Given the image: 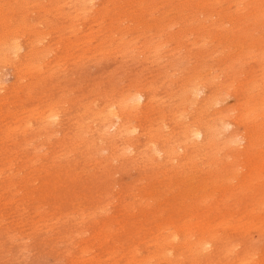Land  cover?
Wrapping results in <instances>:
<instances>
[{"label":"rangeland","instance_id":"374dc122","mask_svg":"<svg viewBox=\"0 0 264 264\" xmlns=\"http://www.w3.org/2000/svg\"><path fill=\"white\" fill-rule=\"evenodd\" d=\"M24 1L27 2L28 0H24ZM24 1L21 0V2H20V0H18V3L20 5L19 6L18 3H17V5H14L17 2L16 0H14L15 3L12 2V0H0V16H2L4 14L2 17H0V21H1V19H2L3 23H4V21H6L4 24L2 23V21L0 22V25L5 27V28H3L2 26H0V28H1L0 31L2 32V33L1 32L0 33L3 34L9 28V30L6 31L7 34H5L6 32L4 33L5 35L0 34L2 36V37L0 36L1 37L0 41L7 38L5 43H3L4 46H2L0 44V49L5 47L4 48L5 50H3V49L0 50L1 51L0 57L2 56V54L5 55V56L3 55L2 58H0L1 59L0 61H2V62H0V70L2 69V71H0L1 72L0 73V84L2 85V86L0 85V88L2 87L0 90V93H1L0 94V101H2V102H0V106H1L0 107V124H1L0 125V203L2 202L0 204V264H64V263L65 264H98V263L99 264H107V263L109 264L110 261H111L110 264H113V263L114 264H134V261L135 262L140 261V260L143 261V259L145 261V262H143V264H153V263L154 264H190V263L191 264H204L205 262H206L205 264H207V263L208 264H221V263H223V264H235V263L236 264H242L241 263L242 260H240V259H243V264L244 263L245 264H248V263L251 264L249 261H251V262L254 261L255 264H258V263L264 264V260H263L264 259V236H263L264 235V232H263L264 231V220H261V219H263L262 216L264 217V209L263 208L261 209V207H260L262 205H263L262 207H264V201H263L264 200V130H263L264 129V117H263L264 112H262V111H264V105H263L264 104V95H263L264 94V92H263L264 91V67H263V65H264V4H262V3H264L263 2L264 0H252V1L251 0H245V2L243 0H233V1L232 0H230V1L229 0H213L214 2L212 0H210V3H209V0L208 1L203 0V4H202L201 0L200 1L199 0H197V1L190 0L193 2L192 3L193 6L191 5V2L188 0H183V2H182L183 5H182L181 1L173 0L175 3L178 2L179 5L177 3L175 4L178 8L175 7L174 2L172 0H170V2H169V0H161V1L160 0H149V1L145 0L146 2L144 0H142L144 2V4H143V2H141V0H138L140 2H138L136 0L139 5L137 3H135L136 2L135 0H133V3H132V0L131 1L128 0V2H126L127 0L126 1L125 0H117L116 2H115V0H112V1L109 0L110 3L108 0H95V1L94 0H83V1H81V0L80 1L79 0H67L70 2H67L66 0H50V1L49 0H43V1L41 0L42 4H40V0L39 1L38 0H34V1L32 0L31 1L30 0V1H28L29 3L31 2L30 4H28V2L26 4V2H24ZM61 1H62V4L64 3V5H61V8H60ZM85 1H86V3H85ZM238 1L242 2V3L240 2V6H239ZM22 2H23V5H22ZM46 2H48V3L45 4ZM52 2H54V3H52ZM89 2L91 3L90 7L87 6V4L90 5ZM106 2H108V3H106ZM111 2H113V3H111ZM148 2H149V4H148ZM154 2L157 6L154 5ZM186 2H187V4L189 2V4L187 6H186ZM197 2H199V3H197ZM206 2H208L209 4ZM9 3H11V4H9ZM12 3H14V4H12ZM66 3H68V4L70 3L71 6H70V4H69V6H68V4L65 5ZM79 3L81 5H79ZM127 3H130V4H127ZM141 3L143 4L142 7H140ZM161 3L163 4V6L161 5ZM165 3L167 5H165ZM170 3H172L174 7ZM194 3L195 4L197 3L196 4L197 7L195 6ZM8 4H9V7L12 6V9L14 8L13 9L14 11L11 8L8 10V8H9L7 6ZM33 4H34V7L32 6ZM55 4H56V7L54 8ZM146 4H148V6H146ZM198 4L199 5L202 4L201 6L203 7V9H202L203 12H201V7ZM204 4H205L206 8L203 6ZM249 4H250V7H249ZM24 5H26V6H24ZM130 5L131 6L136 5V7L134 6L135 8L133 7L134 14H132V10H131L132 7ZM158 5H160L162 7H158ZM180 5H182V6H180ZM227 5L229 6V8ZM237 5L239 6V8ZM23 6H24V8H23ZM41 6H42V8H39ZM47 6H49V7L47 8ZM57 6L59 8H57ZM80 6L82 7V9H84V11L81 9ZM126 6H128V7L130 6V7L127 8ZM137 6H139V8ZM166 6H167V8H169V10L172 11V12H170V14H169V10H167ZM257 6H259V7H257ZM16 7H17L18 11L20 9L21 10L18 12L17 10H15ZM25 7H26L27 11H26ZM74 7L76 9L79 7L78 9H81V10L77 11ZM94 7H95V9H94ZM96 7H97V10H96ZM99 7H102L103 9L100 8L98 10ZM155 7H156V9H153ZM187 7H188V9H186ZM28 8H30V9H28ZM70 8H72V11ZM123 8H125V10ZM157 8H159L158 11H157ZM181 8H182V10H181ZM192 8H194V9L191 10ZM204 8H205V10H204ZM234 8L236 10L237 9L238 10L236 11ZM246 8H248V9H246ZM249 8H251L250 10H251L252 14H251ZM22 9H25V11L24 10L22 11ZM33 9H34V11L30 12ZM45 9L46 10L48 9L47 10L48 13L46 15H45V13H46ZM54 9L55 10L58 9V10L55 11ZM60 9H62V10H60ZM139 9L143 12H140ZM147 9L151 10V13H148ZM183 9H185V10H183ZM226 9L228 10L227 12L225 11ZM28 10H29V13H28ZM37 10L39 12H36ZM40 10H42V11H40ZM53 10H54V12H53ZM92 10H93V13H92ZM95 10H96V12H95ZM121 10L122 11L124 10V11L120 12ZM126 10H128V11L131 10V11H129L127 13ZM153 10H155V11H153ZM180 10L184 11V12H186L188 10L186 12L188 14L185 13L186 15H184V12H181ZM231 10H233V11H231ZM7 11L11 14H7ZM12 11L14 14L12 13ZM21 11H22V13L25 12V14L23 13L25 16H23V14L21 15ZM67 11L71 12V13L66 14ZM74 11L75 12L77 11L79 13L77 14V12H76V14H75ZM115 11H117V12H115ZM179 11L182 13V18H181V13ZM15 12H17L18 14ZM80 12L84 15H81ZM103 12H105V14ZM124 12L126 14H124ZM136 12L137 13L139 12V13L137 14ZM158 12H159V16H161L162 18L158 16ZM166 12L168 13L169 16L167 15L166 17L165 16L163 17V15L166 14ZM237 12H239V13L236 14ZM248 12H250V13H248ZM36 13H38V14H36ZM39 13H41L40 16H39ZM87 13H90V14H88V17H87ZM97 13H99V16H101V15L102 16L99 17L97 15ZM227 13H229V15ZM72 14H74V15H72ZM128 14L130 15V19H128V20L130 22H133V24L127 20V18L129 17ZM161 14H163V15H161ZM9 15H11V16L9 17ZM44 15H45L46 19L48 18V16H49V18L50 17L51 18L49 20L47 19V21H46L45 17H42ZM70 15H72L71 17L73 19H70L71 18ZM76 15H80V17L82 19L79 16H77V18H75ZM119 15H122L123 17H120ZM4 16H7L6 19H4L5 18ZM53 16H54V18H53ZM67 16H68L69 20H68ZM73 16H75V17H73ZM133 16L135 17L134 19H133ZM141 16H143V18ZM188 16H190L189 21H187ZM12 17L14 19H16L15 22L13 21L14 19ZM18 17H19V20L17 21ZM64 17H66L67 19H65ZM112 17L113 18L116 17L117 19L116 18L112 19ZM146 17H148V18H146ZM149 17H150V19H149ZM167 17H169L170 20H168L169 18H167ZM62 18H64L63 21H61ZM109 18L112 19V21H114V23H111L112 21L110 22ZM125 18H126V20H124ZM131 18H132V20H131ZM163 18L164 19L166 18V20L164 21ZM220 18H221V21L219 22ZM20 19H22V20H20ZM37 19H38V21H37ZM75 19H77L78 22L75 21ZM79 19H81V20H79ZM106 20L109 22V24L106 22ZM118 20H121V21H118ZM142 20H143V22H141ZM162 20L164 21V23ZM235 20H236V22H235ZM7 21L10 23H8ZM20 21L22 23L25 22V27H23L24 23L22 26V23ZM35 21H36V23H35ZM45 21H46V23H44ZM69 21H71L70 24H69ZM97 21H99V22L97 23ZM122 21L123 22L125 21V22L123 23ZM80 22H83V23H81L83 26L79 24ZM119 22H120V24H119ZM144 22L151 23V24H149V26L150 25L151 26L149 28L145 27V26H148V24H146ZM171 22L173 24H171ZM181 22H184V23H181ZM12 23H13V25H12ZM15 23L17 25H15ZM31 23H32V25H30ZM41 23H42V26H41ZM72 23H73V26H72ZM74 23H75V25H74ZM90 23H92V24H90ZM99 23L101 25H99ZM105 23H106V25H105ZM116 23H118L117 24L118 26H115ZM139 23H141V24H139ZM8 24L10 27L8 26ZM10 24L12 25V27L15 26V28L14 27L12 28ZM43 24L44 25L47 24V25L44 26ZM77 24L82 26V27H80V26L78 27ZM163 24H165L166 26H164ZM167 24L168 25L171 24V25H169L170 27L167 26ZM20 25L22 26V28ZM64 25L66 26V28L64 27ZM95 25H99V26H97V28H99V29H97ZM102 25L105 27V29L103 28ZM132 25L133 26L136 25V27H137L136 30L138 29L137 32L135 31V28ZM36 26H38V27H36ZM88 26H89V28H88ZM90 26H92V27H90ZM113 26H115V28ZM153 26H155V27H153ZM162 26L164 28L165 27L166 28L168 27V28L164 29ZM26 27H27V30H26ZM43 27L46 28L45 29L46 31L44 30ZM73 27H76V28H73ZM111 27H113V29L115 31L111 30L112 29ZM128 27H129V29H128ZM131 27H132V30L130 29ZM184 27H186V28H184ZM10 28L12 29V31L10 30ZM17 28H19V29L17 30ZM36 28H38V29H36ZM39 28H41L42 31ZM54 28L56 29L55 32L52 30ZM77 28H79V29H77ZM150 28H152L153 32H150L151 31ZM13 29L16 31H14ZM75 29H77V30L74 31ZM86 29L90 30L91 33L88 32ZM100 29L101 30L104 29V30H102L103 33L101 32ZM201 29H202V31H201ZM23 30L25 33L23 32ZM70 30H72V31H70ZM109 30H111L112 32H110ZM64 31H66V32H64ZM73 31H74V33H73ZM81 31L84 32L85 34L82 33ZM86 31L89 34H91V36H89V34ZM95 31L97 32L96 35H95V33H96ZM107 31H109V32H107ZM148 31L151 34L148 35V33H149ZM182 31L185 33H183ZM203 31L206 32V35H205V32L203 33ZM17 32H18V36L16 35ZM40 32H42V33H40ZM49 32H51V33H49ZM134 32L136 34H134ZM140 32H141V34H139ZM146 32H147V34H146ZM199 32L202 34H200ZM10 33H12V34H10ZM13 33H15V34H13ZM26 33H28V34H26ZM92 33L96 37L93 36ZM107 33H110V34H108V36H110V37L107 36ZM73 34H75V35H73ZM133 34L135 35L134 37H133ZM198 34H199V36H198ZM227 34H228V36H226ZM45 35H47V37H45ZM76 35H79V36H76ZM97 35H99V36L97 37ZM104 35H105V38H104ZM145 35H148V36H146L147 41H148V39L149 40L151 39L152 41L150 40V41H148V43H146L147 41H146ZM150 35H152V36H150ZM154 35H156V36H154ZM200 35H203V37L201 38ZM15 36H17L18 38ZM43 36H44V38H43ZM92 36L94 38H96V40L97 39L98 40L93 41L94 38ZM111 36L112 37L115 36L116 38L114 37L115 39L113 38V40H112ZM130 36H131V38H130ZM174 36L175 37L177 36V37L175 38ZM59 37L60 38L62 37V38L60 39ZM183 37H184V39H182ZM236 37H238V38H236ZM11 38H14V39H11ZM38 38H39V42H38ZM76 38L78 39L79 43L76 41L77 40ZM80 38L82 40L85 39L84 40L85 43ZM88 38L92 41H90ZM180 38H181V40H180ZM56 39H57V41H56ZM58 39H60V40H58ZM69 39L72 41H70ZM119 39L120 40L122 39L121 42H119ZM132 39L134 40L133 42H132ZM87 40H88V43H87ZM239 40H240V42H238ZM40 41H42V42H40ZM123 41L124 42L126 41V42L123 43ZM180 41H182V42L180 43ZM50 42H52V43H50ZM69 42H70V44H69ZM98 42L101 44H98ZM106 42L108 43L109 46L107 45ZM167 42L168 43L171 42V43L167 44ZM221 42H222V44H221ZM224 42L225 43L228 42V43L225 44ZM6 43H7V45L10 43L12 45L18 44L19 46H21L22 49H19L16 52L17 54H15V52H12L11 49L7 48ZM41 43H42V46H41ZM65 43H66V45H65ZM90 43H92V44H90ZM95 43H97V44H95ZM114 43H115V46H114ZM118 43H120V44H118ZM127 43H130V45H128ZM154 43H155V45L156 44L157 45L155 46ZM158 43H159V46H158ZM72 44L74 46L78 47L79 49L74 47ZM76 44H78V46ZM103 44L105 45V47L107 49L105 47L99 48V45L104 46ZM175 44H177L178 46ZM179 44L181 46H179ZM84 45H86V46H84ZM89 45H90V47H89ZM120 45L121 46L123 45L124 48L120 47ZM131 45H133V47H131ZM151 45H152V47H151ZM153 45L156 47V49H155V47H153ZM164 45H165V47H164ZM173 45H175V49H173L174 48ZM235 45H237V46H235ZM257 45H259V47ZM50 46L54 50H51ZM54 46H56V47H54ZM72 46H73V48H75V50L72 48ZM92 46H93V48H91ZM141 46L148 48V49H146V50L144 48L141 49ZM45 47H47V48H45ZM128 47L130 48L128 50L129 52L127 51ZM176 47H178V49H180V50L176 49ZM179 47H181V48H179ZM182 47H184L183 51H184V53H186V56H185V54L184 55L182 54L183 53V51H181ZM222 47H224V48H222ZM225 47H227V48H225ZM70 48L72 49V51ZM110 48H111V52L109 51ZM113 48H114V50H113ZM131 48H133V49H131ZM157 48H159L160 50L159 49L157 50ZM220 48L222 49V51L220 50ZM90 49H93V51L95 53L92 52V50H90ZM98 49H99V51H98ZM101 49L103 52H100ZM150 49L151 50L155 49L156 51H153V50L151 51ZM185 49L188 51H185ZM105 50L106 51L108 50V51L106 53H104ZM123 50H124V52H123ZM125 50L128 52L129 55L126 53ZM170 50H172L173 52H171ZM224 50L225 51L230 50V51L225 52ZM261 50H263V51H261ZM96 51L98 53H96ZM141 51H143V52L141 53ZM148 51H150V52H148ZM8 52H10V53H8ZM21 52L23 53V56H22ZM82 52H84V53H82ZM85 52H88V53H85ZM152 52H154L155 54ZM166 52H167V54H166ZM170 52L173 53L172 58H171ZM204 52L205 53L208 52L210 56L208 55V53L205 55ZM220 52H222V53H220ZM40 53H41V55H40ZM48 53H51V54H48ZM118 53H119V55H121V57L118 55ZM158 53H161V54H158ZM217 53L222 54V55L219 56V54H217ZM71 54H73V55H71ZM96 54L97 55L99 54L100 56H97ZM150 54H152V55H150ZM227 54H229V55H227ZM13 55L16 59H14ZM27 55H28V58H27ZM29 55H30V57H29ZM107 55H108V57H107ZM115 55H116V57H115ZM160 55H162V58ZM202 55H204V56H202ZM247 55H248V57H247ZM261 55H262V58H261ZM6 56L8 59L6 58ZM68 56H70V57H68ZM182 56H183V58L185 56L184 59L186 62H184V59L181 58ZM241 56H244V58ZM253 56H254V58H253ZM258 56H260V59ZM17 57H19V58L17 59ZM64 57H65V59H64ZM72 57H73V59H72ZM76 57H77V60H75ZM87 57H89L88 60H87ZM127 57L129 60L127 59ZM206 57H207V59H206ZM220 57H222V58H220ZM228 57H229V59H225ZM3 58L4 59L6 58L5 59L6 64H5V62H3L4 61ZM12 58H13V60H12ZM152 58H153V60H152ZM250 58H252L253 60H255V58H256V60L253 61ZM119 59H120V61H119ZM124 59H126L125 60L126 63H125ZM141 59H142V61H141ZM148 59L151 60L152 62L147 61ZM244 59L247 61V63H245L246 61ZM249 59H250V61H249ZM73 60H75V61L73 62ZM79 60L80 61L83 60V61L80 62ZM158 60H162V61L159 62ZM180 60H183V61H180ZM218 60H220V61H218ZM229 60H231V61H229ZM233 60H235V61H233ZM238 60H239V62H238ZM154 61H157V62H154ZM177 61H178V63H177ZM200 61H203V62L201 63ZM232 61H233V63H232ZM11 62H12V64H10ZM21 62H23V63H21ZM260 62H261V64H260ZM46 63H49V64H46ZM51 63H52L53 68H50ZM72 63H74L76 66L74 64L72 65ZM197 63H199V64H197ZM9 64H10V66H8ZM17 64H19L18 67H17ZM53 64L56 65V67L53 66ZM173 64L175 65L174 66L175 69L173 68L174 70H172ZM186 64L188 67L186 66ZM224 64L226 67L223 66ZM1 65H2V67L3 66L4 67L1 68ZM29 65L35 71H32V69ZM202 65L203 66L205 65L204 69H202L203 68ZM63 66L65 69L63 68ZM78 66H79V68H78ZM209 66L211 67L212 70L210 69ZM26 67H29V69ZM58 67H59V70H58ZM159 67H160V69H159ZM181 67L183 69H181ZM17 68L19 70H16ZM196 68H197V70H196ZM208 68L210 70H208ZM217 68H219V69L217 70ZM227 68H228V70H227ZM21 69L23 70V72ZM52 69H53V71H52ZM73 69H75V70H73ZM135 69H137V70H135ZM186 69L188 71H186ZM190 69L192 72L193 71L194 72L192 73L190 71ZM224 69H226L227 71ZM60 70H61V72H60ZM141 70H143V71H141ZM183 70H184V73H180ZM207 70L210 71L211 73L208 72V74H207ZM213 70H215V71L213 72ZM69 71H71V72H69ZM134 71H136V72H134ZM167 71H170V72L172 71L171 72L172 74H170V72H167ZM175 71L176 72L178 71V72L176 73ZM42 72H43V74H42ZM67 72H69V73H67ZM218 72H221V74L219 73L220 74L219 75ZM133 73H135V74H133ZM155 73H156V75H155ZM167 73L170 75V77ZM174 73H175V75H178L179 77L173 75ZM201 73H202V75H201ZM223 73H224V75L226 74L225 77L223 76ZM182 74H184V75H182ZM209 74H211V75L215 74V76H217V77L216 78L214 76L212 77ZM234 74L236 75V77ZM26 75H27V77H26ZM35 75H37V76H35ZM165 75L168 77H166ZM227 75H231L232 77L227 76ZM258 75H260V77ZM136 76L138 79L136 78ZM158 76H160V77H158ZM161 76H162V78H161ZM255 76H257V77H255ZM176 77H178V78H176ZM192 77H194V78H192ZM200 77H201V79H200ZM244 77H245V79H244ZM254 77H255L256 81L253 79ZM166 78H167V80H166ZM168 78H169V81H168ZM210 78H213V80H211ZM217 78H218V80H217ZM232 78H234V79H232ZM170 79H171V81H170ZM219 79H220V81H219ZM228 79H230V81ZM248 79H250L249 80L250 83L245 82V81H248ZM19 80L20 81L25 80V81L24 82L22 81L20 83ZM41 80H43V81H41ZM136 80H137V82H136ZM209 80H211L212 82H210ZM234 80H235V82H234ZM153 81H155V83ZM181 81H183V83H181ZM195 81L197 83V88H195L196 87ZM203 81H205V82H203ZM131 82H133V83L131 84ZM222 82H224V83H222ZM227 82H229V83L232 82V85H230L231 83L227 84ZM254 82H256L257 84H255ZM14 83L15 84L17 83V84L15 85ZM151 83L153 84V86ZM164 83H165V85H164ZM212 83L215 85H213ZM234 83H235L236 87L234 86ZM251 83H254L255 85L253 86V84H251ZM176 84L177 85L179 84L178 87ZM183 84L184 85L186 84L185 87ZM189 84H191V85H189ZM200 84H202V85H200ZM210 84H211V86H210ZM223 84H224V86L226 85L224 88L227 87L228 90H227V88L226 89H223V87L221 88V85L223 86ZM187 85H189V86H187ZM192 85H194L192 88H195L197 93L194 89L191 88ZM256 85H258V86H256ZM29 86H30V89H29ZM107 86H109V87H107ZM167 86H168V88H167ZM230 86L235 91L234 90L231 91ZM44 87H46V88H44ZM188 87H190V88H188ZM249 87L252 90H249L250 89ZM14 88H15V90H14ZM89 88H91L90 91H89ZM140 88H141V90H140ZM155 88H156V90H155ZM220 88H221V90H220ZM239 88L241 90H238ZM256 88H258V89L260 88V89L258 90ZM163 89L165 91H162ZM184 89H186V90L184 91ZM13 90H14V92L16 91V93H15L16 97L13 95L14 94ZM179 90L182 94L179 92ZM187 90L190 92L187 93L188 92ZM4 91H6V92H4ZM21 91H24V92H21ZM120 91H122V92H120ZM214 91H217V92H214ZM137 92H140V93L142 92L141 93L142 98L140 99V101L135 103V101L133 100L134 98H132V97ZM212 92H213V94H212ZM8 93H11V95L13 97L10 96ZM183 93L184 94L187 93V95H184ZM190 93L191 94L193 93L192 96H189ZM199 93H201V94H199ZM251 93H253V96ZM261 93H263V94H261ZM3 94H4V96H3ZM31 94L34 96H32ZM94 94H95V96H94ZM209 94L211 95L210 97H209ZM256 94H258V95H256ZM17 95H18V97H17ZM212 95H214L216 97H212ZM249 95H251V96H249ZM25 96H28V97H25ZM245 96H247V97H245ZM33 97H35V98H33ZM49 97H50V99H48ZM72 97H74V98H72ZM80 97H82V98H80ZM162 97H163V99H162ZM183 97H185V98H183ZM249 97H251V99H254V101H252ZM252 97H254V98H252ZM260 97H262V98H260ZM16 98L17 99L19 98V99L17 100ZM31 98H32V100L30 101ZM186 98H188V99H186ZM189 98L192 99V100L190 99V101H189L190 104H192V105H189V102H188ZM216 98H218L219 100L217 99L218 101H216ZM221 98L222 99L224 98V99L221 101ZM244 98L246 100H248V102L245 101ZM257 98L259 100H261V99L262 100L259 101ZM114 99H115V101H114ZM158 99H162L163 102L161 100L158 101ZM194 99H196V100H194ZM11 100H12V102H11ZM15 100H16V102H14ZM106 100L109 102H107ZM23 101H26V102L24 103ZM131 101H133L134 103ZM154 101H156V103ZM180 101H182V103H184V104H181ZM202 101H205V102H202ZM250 101H252L253 103H251ZM255 101L257 103H260V102L261 103L257 104ZM55 102H57V103H55ZM164 102H165V104H164ZM236 102H238V103H236ZM35 103H37V104L35 105ZM74 103H76V104H74ZM247 103H249V106L247 105ZM17 104L20 106L22 105V106L21 107L17 106ZM173 104H175V105L173 106ZM214 104H217V105L213 106ZM237 104H238V106H237ZM256 104L258 106H260L261 108L258 107ZM39 105H41V106H39ZM176 105H181V106H176ZM182 105L183 106L185 105L187 108L189 107L190 109L188 108V110H186L187 108L185 106L183 107ZM197 105H198V107H200L199 110H198V107H196ZM4 106H5V108H3ZM110 106L112 108L113 107L114 108L111 109ZM116 106H118V107H116ZM120 106H121V108H120ZM205 106L208 107V109L207 108L205 109ZM246 106H247V108H246ZM181 107H182V109H181ZM214 107L217 109H215ZM241 107H242V109H240ZM253 107L254 108L257 107V109L255 110V109H253ZM15 108H17V109H15ZM47 108H49V109H47ZM54 108H56L57 110L56 109L54 110ZM66 108L67 109L69 108V109L67 110ZM130 108H132V109H130ZM176 108H178V109H176ZM229 108H230V110H228ZM251 108L253 110H251ZM258 108L261 111L258 110ZM38 109H39V111H37ZM2 110L4 112H2ZM40 110H42V111H40ZM47 110H49V111H47ZM179 110L181 111V113ZM193 110H195V111H193ZM200 110H202V111H200ZM225 110H227L229 112H227V111L225 112ZM246 110H248V111H246ZM75 111H77V112H75ZM183 111H184V113L182 115ZM250 111H252V112L255 111L254 113L256 115ZM256 111H258V112H256ZM19 112H21V113L19 114ZM39 112H41L40 113L41 116L37 114ZM133 112H134V114H133ZM142 112L144 114H142ZM178 112H179V114L175 115V113H178ZM3 113H4V115H3ZM6 113L8 115H6ZM50 113H52V114H50ZM115 113L117 116L114 115ZM244 113H247L245 116L248 115V117H244ZM188 114H191V115H188ZM220 114L222 116L216 117V115L219 116ZM99 115H100V117H99ZM108 115H110V116H108ZM120 115H121V117H120ZM179 115H181L183 118L180 117ZM242 115H243V118L241 117ZM257 115H259V117ZM11 116H12V118H11ZM177 116H179L178 117L179 119L177 118ZM234 116H236V118ZM252 116H253V118H252ZM52 117H54V118H52ZM168 117L170 120L168 119ZM184 117H185V119H184ZM192 117L194 119H192ZM205 117H209V118H205ZM48 118L54 119L53 120L54 122L50 119L48 120ZM117 118L119 120L121 119L120 121L119 120L118 121L120 122V124H123L121 127V130L118 133H116L114 131L115 126L117 125V123H119L117 121ZM176 118L178 120H176ZM240 118L242 121L240 120ZM249 118H252L253 122H251L252 119H249ZM8 119H12V120H8ZM18 119H19V121H18ZM44 119L48 123H46ZM197 119H198V121H197ZM206 119H209V120H206ZM261 119H263V121ZM86 120H89V121H86ZM143 121H145V122H143ZM238 121H239L240 125L238 123H236ZM259 121L261 122L260 124H259ZM103 122L105 123V125ZM115 122H117V123H115ZM88 123H90V124H88ZM219 123H220V125H219ZM221 123H222V126H221ZM224 123H225L224 126H226L227 123L228 124L230 123L229 125L227 124L228 128L227 127H226V129H225V127L223 128ZM252 123H253V125H252ZM7 124L9 126V128L11 125L15 126L17 128L15 129V127L11 126V128L9 129ZM50 124H52V125H50ZM86 124H88V125H86ZM107 124H108V126H107ZM163 124L168 129H166ZM254 124H257V125H254ZM246 125H248V126H246ZM21 126L23 127L24 131L21 129ZM140 126H142V127H140ZM194 126L201 129V130H204V133H205L204 137H202L200 139L197 138L198 142H197V140H195L196 137H194L193 135L188 133L189 128H192ZM24 127H26V128H24ZM30 127H32V128H30ZM111 127H113V128H111ZM127 127H128V129H127ZM85 128H87V129L85 130ZM103 128H105V129H103ZM132 128H134V129H132ZM210 128H211V130H210ZM109 129H111V131ZM119 129H120V127H119ZM227 129H229V130H227ZM252 129H254V130H252ZM130 130H132V131H130ZM99 132L100 133L102 132L101 134L104 136H102ZM105 132H106V134H105ZM55 133H57V134H55ZM82 133H83V135H82ZM16 135H18V136H16ZM52 135H53V137H52ZM78 135L80 138L78 137ZM84 135L86 136V138H84L85 137ZM141 135H142V137H141ZM179 135L181 138L179 137ZM218 135L221 137L219 138ZM1 136H2V138H1ZM113 136H114V139H113ZM137 136H138V138H137ZM184 137L186 140H184ZM190 137H192V138H190ZM236 137L239 138L240 140L236 139ZM81 138L82 139L84 138L85 140H82ZM241 138H243V139H241ZM110 140H112V141H110ZM131 140H133V141H131ZM170 141H172V142H170ZM234 142H238V143H234ZM239 142H241V143H239ZM89 143H91L90 148H89V146H90ZM109 143L112 145L113 148L111 147V145H109ZM148 143H149V145H148ZM176 143L178 144V146ZM214 143H216V144H214ZM232 143H234V144H232ZM18 144H20V145H18ZM167 144H170V145H167ZM107 145H109V146H107ZM9 147H11V148H9ZM38 147L39 148L41 147L40 152H39ZM101 147L102 148L104 147V148L102 149ZM121 147L122 148L124 147V148L122 149ZM156 147L158 150L155 149ZM233 147H236V148L233 149ZM33 148H35V152L33 151L34 150ZM96 148H97V151H96ZM69 149H70V151H69ZM124 149L127 150L126 151L127 153L124 152L125 151ZM204 149H206V150H204ZM13 150L15 151V153ZM121 150L124 152V154L125 153L126 154L124 155ZM146 150H148V151H146ZM119 151H121V153ZM190 151H192V152H190ZM243 151L246 153H244ZM118 152H119V154H118ZM159 152H161V154H159ZM256 153H257V155H256ZM14 154H15V156H14ZM56 154H57V156H55ZM30 155H32V157H29ZM109 155H111V156H109ZM119 155H121V157ZM183 155H184V157H183ZM86 156L88 157V159ZM113 156H114V158H113ZM101 157H102V160H101ZM201 157H202V159H201ZM252 157H253V159H252ZM27 158H28V160H27ZM173 159H175V160H173ZM30 161L31 162L34 161L33 162L34 164L31 163ZM3 162L6 164L4 165ZM16 162H17V164H16ZM89 162H91V163L89 164ZM104 162L106 164H103ZM252 163H254V164H252ZM256 164L260 165V167H261L258 175L250 170V167L253 165H256ZM101 165H104V166H101ZM145 165H147V166L145 167ZM6 167H7V170L5 169ZM157 167H159V168H157ZM33 170H34V172H33ZM14 172H16V173H14ZM31 180H34V181L32 182ZM149 185H151V186H149ZM155 186H156V188H155ZM29 190H31V191H29ZM25 191H27V192L25 193ZM245 191H247V192H245ZM136 195H138V196H136ZM143 195H145V196L142 197ZM173 195H174V197H173ZM36 196H38V197H36ZM28 197H32V198H28ZM140 199L143 200L142 201L143 203L138 202V201H141ZM148 199H149V203L147 201ZM176 200H177V202H176ZM255 200L257 201V204H256ZM260 200H262V201H260ZM146 201H147V203H146ZM222 201H224V202L220 203ZM105 202H107L108 205ZM218 202H219V204H218ZM145 203H146V206H148V207H145ZM216 203H217V205H216ZM83 205H84V207H83ZM100 205H101V207H100ZM213 206H214V208H213ZM104 207H105V209H104ZM74 209H76V210H74ZM80 209H82V210L80 211ZM102 209H104V210H102ZM177 209L180 211H177ZM233 209H235V210L232 211ZM210 210H211V212H210ZM250 210H253V211L250 212ZM256 210H258L257 211L258 213H255ZM247 211H249V212H247ZM246 212H247V214H246ZM64 213H66V215ZM79 213L81 215H79ZM252 214H254V215H252ZM255 214L257 217H255ZM258 214L261 217L258 216ZM71 215L73 218L70 217ZM86 215L88 216L87 219H86V217H87ZM56 216H59L58 219ZM162 216H163V218H162ZM221 216H222V218H221ZM54 217L56 219H54ZM66 217H67V219H66ZM237 217L239 218V220ZM79 219L80 220L83 219V220L80 221ZM222 219H224V220H222ZM251 219H252V221H251ZM259 219L261 220V222ZM208 220H209V223H208ZM247 220L249 222H247ZM254 220H257V221L254 222ZM3 221H4V224H3ZM219 221H221V222L219 223ZM242 221H243V224L242 223L240 224V222H242ZM1 222L3 225L1 224ZM105 222H106V224H104ZM229 222H230V226L232 224V226L230 227L231 229L226 227V226H229ZM185 223H187V224H185ZM195 223H196V225H195ZM211 223L213 224V226H211ZM253 223L257 227L260 225L259 226L260 230H259V227L257 229L254 225H251ZM260 223H262V224H260ZM82 224H83V226H81ZM184 224L186 226H189L190 229L188 227H186ZM222 224H223V226H222ZM225 224H226V226H225ZM78 225H80V226H78ZM117 225H118V227H117ZM190 225H192V226H190ZM200 225H202V226H200ZM206 225L209 226L207 231H205L204 229L201 228V227L206 226ZM238 225H241V226H238ZM246 225H247V227H245ZM248 225H250V226H248ZM261 227H262V229H261ZM45 228H47V230ZM84 228H86V229H84ZM180 228H181V230H180ZM211 228H213V229H211ZM232 228H234V229L232 230ZM109 229H111V231H108ZM175 229H179V230H177L179 232L178 238L176 240H172L169 238L170 239V240L168 239L169 244H167L168 243L167 240L165 241L166 244H162L164 242H161V239H162L161 237L169 236V234L171 236V234L174 232ZM243 229H244V231H243ZM164 230L165 231L170 230L171 232L169 231L167 234L166 233L167 231L165 232ZM214 230H215V232H214ZM261 230H263V231H261ZM10 231H12V232H10ZM47 231H48V233H47ZM78 231H80V233H77L78 234L77 235L75 232H78ZM96 231H98V232H96ZM159 231H161V232H159ZM191 231L193 232L192 235L189 234ZM198 231H200L201 234H198ZM258 231H259V235H258ZM113 232H114V234H113ZM213 232H214V234H213ZM93 233H94V235H93ZM103 233H106V234H103ZM108 233H110V234H108ZM154 233H155V236H154ZM211 233H212V235H211ZM67 234H68V236H67ZM74 234H76L77 236ZM208 234L211 235L210 236L211 238H212V236H214L212 239H214L216 237L213 241L211 240L212 241L211 246L206 247V248H204V247L201 248L202 247L201 243H197V244H200V246L195 243V241H196V240H194L195 238H198L199 236L202 237V239L208 238L207 237ZM1 235H3V236H1ZM91 235H92V237H90ZM102 235H105L106 237H104ZM205 235H207V236H205ZM225 235H226V237H225ZM97 236H99L100 238H97ZM184 236L188 239H186ZM95 238H96V240L94 242L93 239H95ZM103 238L106 240H104ZM229 238H230V240H228ZM70 239L72 241H70ZM202 239H200V240H202ZM38 240H40V241H38ZM83 240H84V242H83ZM97 240H98V242H97ZM184 240L186 242H184ZM226 240H228V241H226ZM170 241L171 242L175 241V242L171 243ZM160 242H161V244H159ZM35 243H37V244H35ZM101 243H102V245H101ZM181 243H183V244H181ZM231 243L233 245H231ZM99 244H100V246H97ZM112 244H113V246H112ZM195 244L197 246H195ZM168 245H170V246H168ZM182 245H184V246H182ZM234 245H236V246H234ZM86 246H89V247H86ZM134 246H135V248H133ZM160 246H161V248H160ZM163 246H165V247H163ZM185 246H187V247L185 248ZM194 247H195V249H194ZM87 248H89L90 250ZM154 248H156V249H154ZM187 248H189L188 249L189 251L187 250ZM226 248L227 249L232 248V249H230V250L228 249V252L226 253V250H227ZM106 249L109 252H107ZM161 249L163 251H160ZM191 249H193V251ZM198 249H200V250H198ZM40 250H41V252H40ZM46 250H49V251H46ZM130 250H131V254H130ZM167 250H168V252H167ZM83 251L86 253L83 254ZM89 251H92V252H89ZM229 251H231V252L229 253ZM243 251H244V253H243ZM10 252H12V253H10ZM87 252H89V253L87 254ZM160 252H162L164 255L162 256L161 255L162 253L160 254ZM14 253H15V255H12ZM49 253L52 254V256ZM134 253H135V255H134ZM153 253H154V255H153ZM167 253L169 254L168 257L166 255ZM65 254H67V255H65ZM145 254H147L148 257L144 256ZM222 254H226V256L225 255L223 256ZM245 254H248L247 256H250L251 258L253 256V258L252 259L250 257L247 258V256ZM89 255H90V257H92L91 259L88 257ZM108 255H110L111 257ZM127 255L131 256V259ZM178 255H179V257H178ZM72 256H74V257H72ZM98 256H99V258H96L98 260V263H96L95 257H98ZM132 256H134V257H132ZM143 256H144V258H143ZM149 256H154L153 258L151 257V261H149L150 260ZM172 256H173V258H172ZM86 257L88 258V260ZM106 257H109V258L107 259ZM118 257H119V259H117ZM161 257H163V258L161 259ZM237 257L239 259H237ZM80 258H81V261H80ZM93 258L95 259V261ZM101 258H102V260L105 258L106 259L102 261ZM133 258L135 259L134 261L132 260ZM148 258H149V260H148ZM175 258H176V260H174ZM249 258H250V260H249ZM115 259H117V260H115ZM167 259H169V261H167ZM125 260L127 262H125ZM238 260H240V261H238ZM176 261H177V263H176ZM207 261H209V262H207ZM237 261L239 263H237ZM244 261H246L247 263Z\"/></svg>","mask_w":264,"mask_h":264},{"label":"bare ground","instance_id":"6f19581e","mask_svg":"<svg viewBox=\"0 0 264 264\" xmlns=\"http://www.w3.org/2000/svg\"><path fill=\"white\" fill-rule=\"evenodd\" d=\"M16 1H17V2L15 3L14 0H12V2L15 3V4H14V3H12V4L17 5L18 0H16ZM22 1H24V0H22ZM28 1H30V0H28ZM28 1H27V2H28ZM31 1H32V0H31ZM33 1H34V0H33ZM38 1H39V0H38ZM42 1H43V0H42ZM49 1H50V0H49ZM66 1H67V0H66ZM79 1H80V0H79ZM79 1H78V2H79ZM81 1H83V0H81ZM94 1H95V0H94ZM108 1H109V0H108ZM110 1H112V0H110ZM110 1H109V3H110ZM116 1H117V0H115V2H116ZM125 1H126V0H125ZM129 1H131V0H129ZM135 1H136V0H135ZM135 1H134V2H135ZM137 1H138V0H137ZM137 1H136L135 3H137ZM144 1H145V0H144ZM148 1H149V0H148ZM160 1H161V0H160ZM160 1H159V2H160ZM172 1H173V0H172ZM177 1H178V0H177ZM179 1H181V3L183 2V0H179ZM188 1H190V0H188ZM193 1H194V0H193ZM195 1H197V0H195ZM199 1H200V0H199ZM201 1H202V4H203V0H201ZM205 1H206V0H205ZM207 1H208V0H207ZM212 1H213V0H212ZM212 1H211V2H212ZM229 1H230V0H229ZM232 1H233V0H232ZM243 1L245 2V0H243ZM251 1H252V0H251ZM8 2H9V1H8ZM10 2H11V1H10ZM20 2H21V0H20ZM24 2H26V1H24ZM27 2H26V4H27ZM67 2H70V1H67ZM71 2H72V1H71ZM78 2H77V3H78ZM92 2H93V1H92ZM104 2H105V1H104ZM126 2H128V0H127ZM138 2H140V1H138ZM141 2H143V1L141 0ZM145 2H146V1H145ZM150 2H151V1H150ZM166 2H167V1H166ZM169 2H170V0H169ZM173 2H174V1H173ZM173 2H172V3H173ZM184 2H185V1H184ZM190 2H191V5H192L193 2H192V1H190ZM213 2H214V1H213ZM213 2H212V3H213ZM225 2H226V1H225ZM238 2H239V1H238ZM240 2H241V1H240ZM240 2H239V6H240ZM248 2H249V1H248ZM263 2H264V1H263ZM30 3H31V2H30ZM30 3L28 2V4H30ZM47 3H48V2H46L45 4H47ZM52 3H54V2H52ZM55 3H56V2H55ZM57 3H58V2H57ZM74 3H75V2H74ZM77 3H76V4H77ZM85 3H86V1H85ZM89 3H90V2H89ZM106 3H108V2H106ZM111 3H113V2H111ZM132 3H133V0H132ZM132 3H131V4H132ZM156 3H157V2H156ZM167 3H168V2H167ZM172 3H170V4L173 6ZM176 3L178 4V2H176ZM176 3L174 2V5H175ZM197 3H199V2H197ZM197 3H196V4H197ZM200 3H201V2H200ZM206 3H208V2H206ZM209 3H210V0H209ZM209 3H208V4H209ZM231 3H232V2H231ZM236 3H237V2H236ZM241 3H242V2H241ZM261 3H262V2H261ZM9 4H11V3H9ZM9 4L7 5L8 7H9ZM24 4H25V3H24ZM40 4H42V3H41V0H40ZM45 4H44V5H45ZM58 4H59V3H58ZM58 4H57V5H58ZM67 4H68V3H66L65 5H67ZM69 4H70V3H69ZM69 4H68V6H69ZM82 4H83V3H82ZM127 4H130V3H127ZM137 4H138V3H137ZM143 4H144V2H143ZM143 4L141 3V6H140V7H142ZM148 4H149V2H148ZM148 4H146V6H148ZM170 4H169V5H170ZM188 4H189V2H188ZM188 4H187V2H186V6H187ZM194 4H195V3H194ZM196 4H195V6H196ZM202 4H200V5L198 4V5L201 7V12H203V10H202L203 7L201 6ZM226 4H227V3H226ZM233 4H234V3H233ZM262 4H264V3H262ZM18 5H19V3H18ZM22 5H23V2H22ZM22 5H21V6H22ZM53 5H54V4H53ZM61 5H64V3L62 4V1H61V4H60V8H61ZM73 5H74V4H73ZM79 5H81V4L79 3ZM79 5H78V6H79ZM92 5H93V4H92ZM94 5H95V4H94ZM138 5H139V4H138ZM154 5H156L155 2H154ZM161 5L163 6L162 3H161ZM165 5H167V4L165 3ZM178 5H179V4H178ZM182 5H183V3H182ZM182 5H180V6H182ZM184 5H185V4H184ZM228 5H229V4H228ZM228 5H227V6H228ZM258 5H259V4H258ZM19 6H20V5H19ZM24 6H26V5H24ZM24 6H23V8H24ZM32 6L34 7V4H33ZM38 6H39V5H38ZM42 6H43V5H42ZM42 6L39 7V8H42ZM70 6H71V4H70ZM76 6H77V5H76ZM76 6H75V7H76ZM82 6H83V5H82ZM85 6H86V5H85ZM87 6L90 7V6H91V3H90V5L87 4ZM130 6H131V5H130ZM130 6H129V7H130ZM134 6L136 7V5H134ZM134 6H131L132 9L130 8V9L132 10V14H134V12H133V7H134ZM149 6H150V5H149ZM152 6H153V5H152ZM156 6H157V5H156ZM162 6L158 5V7H162ZM172 6H171V7H172ZM192 6H193V5H192ZM195 6H194V7H195ZM203 6L205 7V4H204ZM209 6H210V5H209ZM229 6H230V5H229ZM229 6H228V8H229ZM234 6H235V5H234ZM237 6H238V5H237ZM239 6H238V8H239ZM241 6H242V5H241ZM27 7H28V6H27ZM36 7H37V6H36ZM48 7H49V6H47V8H48ZM55 7H56V4H55L54 8H55ZM75 7H74V8H75ZM80 7H81V6H80ZM126 7L129 8L128 6H126ZM135 7H134V8H135ZM137 7L139 8V6H137ZM173 7H174V6H173ZM175 7H177V6L175 5ZM196 7H197V6H196ZM235 7H236V6H235ZM249 7H250V4H249ZM257 7H259V6H257ZM10 8L12 9V6L9 7L8 10H9ZM52 8H53V7H52ZM57 8H59V7L57 6ZM67 8H68V7H67ZM78 8H79V7H78ZM78 8H77V9L75 8V9H76L77 11L82 9V7H81V9H78ZM100 8H102V7H99L98 10H99ZM166 8H167V6H166ZM177 8H178V7H177ZM184 8H185V7H184ZM190 8H191V7H190ZM205 8H206V7H205ZM205 8H204V10H205ZM252 8H253V7H252ZM13 9H14V8H13ZM13 9H12V10H13ZM25 9H26V7H25ZM25 9H22V11H23V10L25 11ZM28 9H30V8H28ZM43 9H44V8H43ZM70 9H71V11H72V8H70ZM94 9H95V7H94ZM102 9H103V8H102ZM123 9L125 10V8H123ZM150 9H151V8H150ZM153 9H156V7L153 8ZM158 9H159V8H157V11H158ZM170 9H171V8H170ZM172 9H173V8H172ZM186 9H188V7H187ZM193 9H194V8H192L191 10H193ZM195 9H196V8H195ZM198 9H199V8H198ZM234 9H235V8H234ZM243 9H244V8H243ZM246 9H248V8H246ZM250 9H251V8H249V10H250ZM15 10H17V7L15 8ZM20 10H21V9H20ZM20 10H19V11H20ZM47 10H48V9H47ZM47 10L45 9V11H46L45 15L48 13ZM54 10H55V9H54ZM54 10H53V12H54ZM56 10H58V9H56ZM56 10H55V11H56ZM60 10H62V9H60ZM82 10L84 11V9H82ZM96 10H97V7H96ZM96 10H95V12H96ZM118 10H119V9H118ZM124 10H123V11H124ZM131 10H129V11H131ZM147 10H148V9H147ZM151 10H152V9H151ZM151 10H148V13H151ZM167 10H169V8H167ZM177 10H178V9H177ZM181 10H182V8H181ZM181 10H180V11H181ZM183 10H185V9H183ZM235 10H236V9H235ZM237 10H238V9H237ZM237 10H236V11H237ZM13 11H14V10H13ZM13 11H12V13H13ZM17 11H18V10H17ZM19 11H18V12H19ZM22 11H21V15H22L23 13L25 14V12L22 13ZM26 11H27V9H26ZM33 11H34V9L31 10L30 12H33ZM40 11H42V10H40ZM51 11H52V10H51ZM65 11H66V10H65ZM77 11H76V12H77ZM105 11H106V10H105ZM123 11L121 10L120 12H123ZM126 11H127V13L129 12L128 10H126ZM139 11H140V12H143V11H141L140 9H139ZM149 11H150V12H149ZM153 11H155V10H153ZM180 11H179V12H180ZM187 11H188V10H187ZM187 11H186V12H187ZM197 11H198V10H197ZM225 11L227 12L228 10L226 9ZM231 11H233V10H231ZM10 12H11V11H10ZM36 12H39V11L37 10ZM58 12H59V11H58ZM74 12H75V11H74ZM74 12H73V13H74ZM76 12H75V14H76ZM81 12H82V11H81ZM81 12H80V14H81V15H84V14H82ZM98 12H99V11H98ZM115 12H117V11H115ZM170 12H172V11L169 10V14H170ZM181 12H184V11H181ZM181 12H180V13H181ZM186 12H184V15L188 14V13H186ZM191 12H192V11H191ZM229 12H230V11H229ZM250 12H251V10H250ZM250 12H248V13H250ZM258 12H259V11H258ZM15 13H17V12H15ZM28 13H29V10H28ZM63 13H64V12H63ZM63 13H62V14H63ZM65 13H66V12H65ZM69 13H71V12H68V11H67L66 14H69ZM78 13H79V12H77V14H78ZM85 13H86V12H85ZM92 13H93V10H92ZM99 13H100V12H99ZM99 13H97L98 16H99ZM103 13L105 14V12H103ZM136 13H137V12H136ZM138 13H139V12H138ZM138 13H137V14H138ZM164 13H165V12H164ZM185 13H186V14H185ZM238 13H239V12H237L236 14H238ZM7 14H11V13H9V12L7 11ZM13 14H14V13H13ZM17 14H18V13H17ZM24 14H23V16H25ZM26 14H27V13H26ZM36 14H38V13H36ZM40 14H41V13H39V16H40ZM42 14H43V13H42ZM58 14H59V13H58ZM88 14H90V13H87V17H88ZM104 14H103V15H104ZM115 14H116V13H115ZM115 14H114V15H115ZM121 14H122V13H121ZM124 14H126V13L124 12ZM130 14H131V13H130ZM132 14H131V15H132ZM152 14H153V13H152ZM156 14H157V13H156ZM190 14H191V13H190ZM225 14H226V13H225ZM227 14L229 15V13H227ZM231 14H232V13H231ZM231 14H230V15H231ZM234 14H235V13H234ZM234 14H233V15H234ZM251 14H252V12H251ZM3 15H4V14H3ZM3 15H2V16H3ZM15 15H16V14H15ZM34 15H35V14H34ZM45 15L42 16V17H45ZM49 15H50V14H49ZM72 15H74V14H72ZM72 15H70V17H71ZM93 15H94V14H93ZM93 15H92V16H93ZM117 15H118V14H117ZM122 15H123V14H122ZM122 15H119V16H120V17H123ZM153 15H154V14H153ZM161 15H163V14H161ZM167 15H168V13L166 12V14H164L163 17H164V16L166 17ZM184 15H183V16H184ZM2 16H0V17H2ZM10 16H11V15H9V17H10ZM12 16H13V15H12ZM17 16H18V15H17ZM19 16H20V15H19ZM51 16H52V15H51ZM55 16H56V15H55ZM77 16L80 17V15H76V17H75V16H73V17L77 18ZM101 16H102V15H101ZM101 16H99V17H101ZM106 16H107V15H106ZM125 16H126V15H125ZM128 16H129L128 18L126 17L127 20L130 19V15H129V14H128ZM150 16H151V15H150ZM158 16H159V12H158ZM168 16H169V15H168ZM226 16H227V15H226ZM234 16H235V15H234ZM4 17H5L4 19H6L7 16H4ZM37 17H38V16H37ZM42 17H41V18H42ZM99 17H98V18H99ZM110 17H111V16H110ZM141 17L143 18V16H141ZM159 17H161V16H159ZM184 17H185V16H184ZM238 17H239V16H238ZM12 18H13V17H12ZM12 18H11V19H12ZM22 18H23V17H22ZM24 18H25V17H24ZM41 18H40V19H41ZM50 18H51V17H50ZM50 18H49V16H48L47 19L49 20ZM53 18H54V16H53ZM64 18L67 19L68 16H67V18H66V17H64ZM64 18H62L61 21H63ZM80 18H81V17H80ZM102 18H103V17H102ZM107 18H108V17H107ZM115 18H116V17H115ZM115 18L112 17V19H115ZM118 18H119V17H118ZM126 18H125L124 20H126ZM134 18H135V17L133 16V19H134ZM142 18H141V19H142ZM146 18H148V17H146ZM161 18H162V17H161ZM167 18H169V17H167ZM179 18H180V17H179ZM181 18H182V13H181ZM181 18H180V19H181ZM189 18H190V16H188V20H187V21H189ZM226 18H227V17H226ZM4 19H3V20H4ZM13 19H14V18H13ZM13 19H12V20H13ZM38 19H39V18H38ZM38 19H37V21H38ZM45 19H46V17H45ZM47 19H46V21H47ZM70 19H73V18L71 17ZM81 19H82V18H81ZM81 19H79V20H81ZM94 19H95V18H94ZM105 19H106V18H105ZM109 19H110V18H109ZM109 19H108V20H109ZM112 19H110L109 21L111 22ZM116 19H117V18H116ZM120 19H121V18H120ZM149 19H150V17H149ZM163 19H164V18H163ZM184 19H185V18H184ZM227 19H228V18H227ZM231 19H232V18H231ZM231 19H230V20H231ZM15 20H16V19H14L13 21L15 22ZM18 20H19V17L17 18V21H18ZM20 20H22V19H20ZM51 20H52V19H51ZM53 20H54V19H53ZM68 20H69V18H68ZM96 20H97V19H96ZM100 20H101V19H100ZM102 20H103V19H102ZM122 20H123V19H122ZM131 20H132V18H131ZM135 20H136V19H135ZM138 20H139V19H138ZM160 20H161V19H160ZM165 20H166V18L164 19V21H165ZM168 20H170V18H169ZM185 20H186V19H185ZM238 20H239V19H238ZM1 21H2V19H1ZM1 21H0V22H1ZM43 21H44V20H43ZM43 21H42V22H43ZM46 21H45L44 23H46ZM75 21H77V19H75ZM94 21H95V20H94ZM118 21H121V20H118ZM118 21H117V22H118ZM128 21H129V20H128ZM128 21H127V22H128ZM158 21H159V20H158ZM162 21H163V20H162ZM164 21H163V23H164ZM220 21H221V18H220L219 22H220ZM5 22H6V21H4V23H5ZM7 22H8V21H7ZM11 22H12V21H11ZM20 22H21V21H20ZM20 22H19V23H20ZM26 22H27V21H26ZM40 22H41V21H40ZM51 22H52V21H51ZM55 22H56V21H55ZM77 22H78V21H77ZM91 22H92V21H91ZM95 22H96V21H95ZM98 22H99V21H97V23H98ZM101 22H102V21H101ZM101 22H100V23H101ZM106 22L109 24V22H108L107 20H106ZM122 22H123V21H122ZM122 22H121V23H122ZM124 22H125V21H124ZM124 22H123V23H124ZM129 22H130V21H129ZM129 22H128V23H129ZM141 22H143V20H142ZM159 22H160V21H159ZM185 22H186V21H185ZM235 22H236V20H235ZM2 23H3V21H2ZM4 23H3V24H4ZM8 23H10V22H8ZM17 23H18V22H17ZM21 23H22V22H21ZM23 23H24V26H23ZM23 23H22V26L25 27V22H23ZM32 23H33V22H32ZM32 23H31L30 25H32ZM35 23H36V21H35ZM35 23H34V24H35ZM37 23H38V22H37ZM65 23H66V22H65ZM70 23H71V21H69V24H70ZM81 23H83V22H80L79 24L82 25ZM100 23H99V25H101ZM103 23H104V22H103ZM111 23H114V21H112ZM111 23H110V24H111ZM130 23L133 24V22H130ZM144 23L148 24V26H145V27H147V28H149V27L151 26V25L149 26V24H151V23H148V22H144ZM144 23H143V24H144ZM155 23H156V22H155ZM155 23H154V24H155ZM166 23H167V22H166ZM181 23H184V22H181ZM186 23H187V22H186ZM186 23H185V24H186ZM50 24H51V23H50ZM63 24H64V23H63ZM86 24H87V23H86ZM90 24H92V23H90ZM117 24H118V23H116L115 26H118ZM119 24H120V22H119ZM135 24H136V23H135ZM139 24H141V23H139ZM143 24H142V25H143ZM152 24H153V23H152ZM171 24H173V23L171 22ZM171 24H169V25H171ZM192 24H193V23H192ZM10 25H11V24H10ZM12 25H13V23H12ZM12 25H11V27H12ZM15 25H17V24L15 23ZM27 25H28V24H27ZM35 25H36V24H35ZM43 25H44V24H43ZM46 25H47V24H46ZM46 25H44V26H46ZM61 25H62V24H61ZM65 25H66V24H65ZM65 25H64V27L66 28ZM74 25H75V23H74ZM77 25H78V24H77ZM80 25H78V27H79ZM88 25H89V24H88ZM99 25H95L96 28H97V26H99ZM105 25H106V23H105ZM163 25L166 26L165 24H163ZM169 25L167 24V26H169ZM0 26H2V25H0ZM8 26H9V24H8ZM18 26H19V25H18ZM18 26H17V27H18ZM20 26H21V25H20ZM22 26H21V28H22ZM33 26H34V25H33ZM41 26H42V23H41ZM62 26H63V25H62ZM67 26H68V25H67ZM72 26H73V23H72ZM72 26H71V27H72ZM82 26H83V25H82ZM82 26H80V27H82ZM93 26H94V25H93ZM102 26H103V25H102ZM107 26H108V25H107ZM109 26H110V25H109ZM115 26H113V27L115 28ZM132 26H133V25H132ZM2 27H3V26H2ZM9 27H10V26H9ZM13 27L15 28V26H13ZM13 27H12V28H13ZM28 27H29V26H28ZM36 27H38V26H36ZM49 27H50V26H49ZM68 27H69V26H68ZM71 27H70V28H71ZM90 27H92V26H90ZM100 27H101V26H100ZM113 27H111V28H112L111 30H114ZM133 27L135 28V31L137 32L138 29L136 30V28H137L136 25L133 26ZM153 27H155V26H153ZM162 27H163V26H162ZM169 27H170V26H169ZM3 28H5V27H3ZM34 28H35V27H34ZM43 28H44V27H43ZM50 28H51V27H50ZM50 28H49V29H50ZM55 28H56V27H55ZM55 28L52 29L54 32H55V30H56ZM73 28H76V27H73ZM88 28H89V26H88ZM101 28H102V27H101ZM103 28L105 29L104 26H103ZM109 28H110V27H109ZM109 28H108V29H109ZM118 28H119V27H118ZM134 28H133V29H134ZM143 28H144V27H143ZM147 28H146V29H147ZM160 28H161V27H160ZM163 28H164V27H163ZM167 28H168V27H167ZM167 28L165 27L164 29H167ZM184 28H186V27H184ZM6 29H7V28H6ZM18 29H19V28H17V30H18ZM23 29H24V28H23ZM28 29H29V28H28ZM32 29H33V28H32ZM36 29H38V28H36ZM39 29L41 30V28H39ZM45 29H46V28H44V30H45ZM47 29H48V28H47ZM57 29H58V28H57ZM71 29H72V28H71ZM77 29H79V28H77ZM77 29H75L74 31H76ZM83 29H84V28H83ZM90 29H91V28H90ZM97 29H99V28H97ZM104 29H102V30H104ZM108 29H107V30H108ZM128 29H129V27H128ZM130 29L132 30V27H131ZM150 29H151L150 32H153V31H152V28H150ZM161 29H162V28H161ZM0 30H1V28H0ZM2 30H3V29H2ZM7 30H9V28H8ZM7 30H6V31H7ZM10 30L12 31L11 28H10ZM13 30H14V29H13ZM21 30H22V29H21ZM26 30H27V27H26ZM44 30H43V31H44ZM60 30H61V29H60ZM72 30H73V29H72ZM72 30H70V31H72ZM86 30H87V29H86ZM100 30H101V29H100ZM102 30H101V32L103 33ZM111 30H109V31L112 32ZM117 30H118V29H117ZM142 30H143V29H142ZM184 30H185V29H184ZM184 30H183V31H184ZM186 30H187V29H186ZM3 31H4V30H3ZM6 31H5V32H6ZM14 31H16V30H14ZM14 31H13V32H14ZM38 31H39V30H38ZM41 31H42V30H41ZM45 31H46V30H45ZM45 31H44V32H45ZM53 31H52V32H53ZM58 31H59V30H58ZM70 31H69V32H70ZM74 31H73V33H74ZM78 31H79V30H78ZM82 31H83V30H82ZM82 31H81V32H82ZM87 31L90 32V30H87ZM87 31H86V32H87ZM109 31H107V32H109ZM114 31H115V30H114ZM140 31H141V30H140ZM161 31H162V30H161ZM165 31H166V30H165ZM183 31H182V32H183ZM187 31H188V30H187ZM187 31H186V32H187ZM201 31H202V29H201ZM0 32H1V31H0ZM5 32H4V33H5ZM19 32H20V31H19ZM23 32H24V30H23ZM44 32H43V33H44ZM56 32H57V31H56ZM59 32H60V31H59ZM64 32H66V31H64ZM69 32H68V33H69ZM88 32H87V33H88ZM95 32H96V31H95ZM101 32H100V33H101ZM105 32H106V31H105ZM148 32H149V31H148ZM150 32L148 33V35L151 34ZM204 32H205V31H203V33H204ZM238 32H239V31H238ZM1 33H2V32H1ZM1 33H0V34H1ZM4 33H3V34H4ZM24 33H25V32H24ZM28 33H29V32H28ZM28 33H26V34H28ZM40 33H42V32H40ZM49 33H51V32H49ZM60 33H61V32H60ZM60 33H59V34H60ZM62 33H63V32H62ZM70 33H71V32H70ZM78 33H79V32H78ZM82 33H84V32H82ZM87 33H86V34H87ZM90 33H91V32H90ZM98 33H99V32H98ZM113 33H114V32H113ZM119 33H120V32H119ZM125 33H126V32H125ZM125 33H124V34H125ZM183 33H185V32H183ZM199 33H200V32H199ZM224 33H225V32H224ZM3 34H1V35H3ZM5 34H7V32H6ZM5 34H4V35H5ZM10 34H12V33H10ZM13 34H15V33H13ZM36 34H37V33H36ZM45 34H46V33H45ZM66 34H67V33H66ZM84 34H85V33H84ZM88 34H89V33H88ZM92 34H93V33H92ZM96 34H97V32L95 33V35H96ZM108 34H110V33H107V36H108ZM134 34H136V33L134 32ZM134 34H133V37L135 36ZM139 34H141V32H140ZM146 34H147V32H146ZM200 34H202V33H200ZM236 34H237V33H236ZM1 35H0V36H1ZM8 35H9V34H8ZM16 35L18 36V32H17ZM23 35H24V34H23ZM30 35H31V34H30ZM55 35H56V34H55ZM57 35H58V34H57ZM73 35H75V34H73ZM79 35H80V34H79ZM79 35H76V36H79ZM95 35L93 34V36H95ZM111 35H112V34H111ZM114 35H115V34H114ZM118 35H119V34H118ZM122 35H123V34H122ZM122 35H121V36H122ZM131 35H132V34H131ZM148 35H145V38H146V36H148ZM181 35H182V34H181ZM205 35H206V32H205ZM205 35H204V36H205ZM12 36H13V35H12ZM12 36H11V37H12ZM17 36H15V37H17ZM39 36H40V35H39ZM66 36H67V35H66ZM69 36H70V35H69ZM76 36H75V37H76ZM81 36H82V35H81ZM86 36H87V35H86ZM86 36H85V37H86ZM89 36H91V34H89ZM93 36H92V37H93ZM98 36H99V35H97V37H98ZM115 36H116V35H115ZM115 36H113V37L111 36V37H112V40H113V38H114ZM150 36H152V35H150ZM150 36H149V37H150ZM154 36H156V35H154ZM183 36H184V35H183ZM185 36H186V35H185ZM198 36H199V34H198ZM200 36H201V38L203 37V35H200ZM226 36H228V34H227ZM240 36H241V35H240ZM1 37H2V36H1ZM1 37H0V38H1ZM20 37H21V36H20ZM41 37H42V36H41ZM45 37H47V35H45ZM50 37H51V36H50ZM62 37H63V36H62ZM62 37H61V38H62ZM73 37H74V36H73ZM95 37H96V36H95ZM100 37H101V36H100ZM108 37H110V36H108ZM117 37H118V36H117ZM119 37H120V36H119ZM127 37H128V36H127ZM139 37H140V36H139ZM174 37H175V36H174ZM176 37H177V36H176ZM176 37H175V38H176ZM179 37H180V36H179ZM181 37H182V36H181ZM207 37H208V36H207ZM251 37H252V36H251ZM251 37H250V38H251ZM8 38H9V37H8ZM17 38H18V37H17ZM17 38H16V39H17ZM24 38H25V37H24ZM39 38H40V37H39ZM39 38H38V42H39ZM43 38H44V36H43ZM57 38H58V37H57ZM59 38H60V37H59ZM61 38H60V39H61ZM81 38H82V37H81ZM81 38H80V39H81ZM93 38H94V37H93ZM101 38H102V37H101ZM104 38H105V35H104ZM104 38H103V39H104ZM106 38H107V37H106ZM115 38H116V37H115ZM115 38H114V39H115ZM130 38H131V36H130ZM137 38H138V37H137ZM229 38H230V37H229ZM236 38H238V37H236ZM6 39H7V38H6ZM6 39L0 41V44H1L2 46H4L3 43H5ZM11 39H14V38H11ZM27 39H28V38H27ZM60 39H58V40H60ZM63 39H64V38H63ZM66 39H67V38H66ZM66 39H65V40H66ZM73 39H74V38H73ZM76 39H77V38H76ZM83 39H84V38H83ZM88 39H89V38H88ZM99 39H100V38H99ZM110 39H111V38H110ZM110 39H109V40H110ZM117 39H118V38H117ZM128 39H129V38H128ZM182 39H184V37H183ZM185 39H186V38H185ZM222 39H223V38H222ZM234 39H235V38H234ZM18 40H19V39H18ZM18 40H17V41H18ZM69 40H70V39H69ZM81 40H82V39H81ZM84 40H85V39H84ZM84 40H82V41H84ZM89 40H90V39H89ZM94 40H96V38H94L93 41H94ZM97 40H98V39H97ZM97 40H96V41H97ZM112 40H111V41H112ZM121 40H122V39H121ZM121 40L119 39V42H121ZM144 40H145V39H144ZM150 40H151V39H150ZM150 40L148 39V41H150ZM175 40H176V39H175ZM177 40H178V39H177ZM180 40H181V38H180ZM231 40H232V39H231ZM254 40H255V39H254ZM254 40H253V41H254ZM17 41H16V42H17ZM47 41H48V40H47ZM56 41H57V39H56ZM56 41H55V42H56ZM62 41H63V40H62ZM70 41H72V40H70ZM76 41L78 42V39H77ZM82 41H81V42H82ZM90 41H92V40H90ZM111 41H110V42H111ZM127 41H128V40H127ZM133 41H134V40L132 39V42H133ZM146 41H147V38H146ZM148 41H147L146 43H148ZM151 41H152V40H151ZM170 41H171V40H170ZM222 41H223V40H222ZM36 42H37V41H36ZM36 42H35V43H36ZM40 42H42V41H40ZM58 42H59V41H58ZM65 42H66V41H65ZM101 42H102V41H101ZM108 42H109V41H108ZM115 42H116V41H115ZM125 42H126V41H125ZM125 42L123 41V43H125ZM132 42H131V43H132ZM135 42H136V41H135ZM177 42H178V41H177ZM181 42H182V41H180V43H181ZM225 42H226V41H225ZM225 42H224V43H225ZM238 42H240V40H239ZM18 43H19V42H18ZM25 43H26V42H25ZM50 43H52V42H50ZM61 43H62V42H61ZM66 43H67V42H66ZM66 43H65V45H66ZM71 43H72V42H71ZM78 43H79V42H78ZM84 43H85V41H84ZM87 43H88V40H87ZM87 43H86V44H87ZM102 43H103V42H102ZM106 43H107V42H106ZM123 43H122V44H123ZM144 43H145V42H144ZM144 43H143V44H144ZM152 43H153V42H152ZM169 43H171V42H169ZM169 43L167 42V44H169ZM178 43H179V42H178ZM178 43H177V44H178ZM224 43H223V44H224ZM227 43H228V42H227ZM227 43H225V44H227ZM231 43H232V42H231ZM231 43H230V44H231ZM235 43H236V42H235ZM249 43H250V42H249ZM26 44H27V43H26ZM39 44H40V43H39ZM46 44H47V43H46ZM48 44H49V43H48ZM56 44H57V43H56ZM69 44H70V42H69ZM80 44H81V43H80ZM90 44H92V43H90ZM95 44H97V43H95ZM95 44H94V45H95ZM98 44H101V43L98 42ZM109 44H110V43H109ZM112 44H113V43H112ZM118 44H120V43H118ZM127 44L130 45V43H127ZM143 44H142V45H143ZM177 44H175V45H177ZM221 44H222V42H221ZM254 44H255V43H254ZM254 44H253V45H254ZM32 45H33V44H32ZM37 45H38V44H37ZM53 45H54V44H53ZM65 45H64V46H65ZM72 45H73V44H72ZM76 45L78 46V44H76ZM81 45H82V44H81ZM94 45H93V46H94ZM103 45H104V44H103ZM107 45H108V43H107ZM148 45H149V44H148ZM154 45H155V43H154ZM154 45H153V47H155L157 44H156L155 46H154ZM161 45H162V44H161ZM175 45H173V47H174L173 49H175ZM192 45H193V44H192ZM195 45H196V44H195ZM2 46H1V47H2ZM6 46H7L8 49H11L12 52H15V54H17L16 52H17L19 49H22L21 46H19L18 44H13V45H12V44L10 43V44L7 45V43H6ZM27 46H28V45H27ZM39 46H40V45H39ZM41 46H42V43H41ZM43 46H44V45H43ZM47 46H48V45H47ZM56 46H57V45H56ZM56 46H54V47H56ZM58 46H59V45H58ZM73 46H74V45H73ZM73 46H72V48H73ZM84 46H86V45H84ZM93 46H92L91 48H93ZM108 46H109V45H108ZM110 46H111V45H110ZM112 46H113V45H112ZM114 46H115V43H114ZM143 46H144V45H143ZM149 46H150V45H149ZM158 46H159V43H158ZM177 46H178V45H177ZM179 46H181V45L179 44ZM193 46H194V45H193ZM223 46H224V45H223ZM235 46H237V45H235ZM245 46H246V45H245ZM257 46L259 47V45H257ZM257 46H256V47H257ZM54 47H53V48H54ZM68 47H69V46H68ZM74 47H76V46H74ZM89 47H90V45H89ZM89 47H88V48H89ZM94 47H95V46H94ZM101 47H105V45H104V46H100V45H99V48H101ZM120 47L124 48L123 45H122V46L120 45ZM120 47H119V48H120ZM131 47H133V45H131ZM135 47H136V46H135ZM135 47H134V48H135ZM139 47H140V46H139ZM151 47H152V45H151ZM164 47H165V45H164ZM230 47H231V46H230ZM230 47H229V48H230ZM239 47H240V46H239ZM4 48H5V47H4ZM4 48H1V49L5 50ZM45 48H47V47H45ZM50 48H51V46H50ZM57 48H58V47H57ZM76 48L79 49L78 47H76ZM85 48H86V47H85ZM88 48H87V49H88ZM105 48H106V47H105ZM137 48H138V47H137ZM142 48H144L145 50L148 49V48H145V47H142V46H141V49H142ZM149 48H150V47H149ZM159 48H160V47H159ZM159 48H157V50H158ZM179 48H181V47H179ZM222 48H224V47H222ZM225 48H227V47H225ZM229 48H228V49H229ZM237 48H238V47H237ZM260 48H261V47H260ZM1 49H0V50H1ZM26 49H27V48H26ZM26 49H25V50H26ZM39 49H40V48H39ZM43 49H44V48H43ZM60 49H61V48H60ZM70 49H71V48H70ZM73 49L75 50V48H73ZM77 49H76V50H77ZM81 49H82V48H81ZM83 49H84V48H83ZM87 49H86V50H87ZM106 49H107V48H106ZM115 49H116V48H115ZM129 49H130V48L128 47V48H127V51H128ZM131 49H133V48H131ZM141 49H140V50H141ZM144 49H143V50H144ZM155 49H156V47H155ZM155 49H154V50L152 49V50H153V51H156ZM160 49H161V48H160ZM160 49H159V50H160ZM176 49H178V47H176ZM6 50H7V49H6ZM25 50H24V51H25ZM49 50H50V49H49ZM51 50H54V49L51 48ZM90 50H92V52H94L93 49H90ZM103 50H104V49H103ZM113 50H114V48H113ZM113 50H112V51H113ZM117 50H118V49H117ZM121 50H122V49H121ZM134 50H135V49H134ZM140 50H139V51H140ZM150 50H151V49H150ZM152 50H151V51H152ZM178 50H180V49H178ZM183 50H184V47H182V50H181V51H183ZM205 50H206V49H205ZM205 50H204V51H205ZM220 50L222 51L221 48H220ZM230 50H231V49H230ZM230 50H229V51H230ZM245 50H246V49H245ZM71 51H72V49H71ZM98 51H99V49H98ZM107 51H108V50H107ZM107 51L105 50L104 53H106ZM109 51L111 52V48H110ZM118 51H119V50H118ZM118 51H117V52H118ZM125 51H126V50H125ZM127 51H126V53L128 54L129 51H128V52H127ZM130 51H131V50H130ZM136 51H137V50H136ZM170 51L173 52L172 50H170ZM181 51H180V52H181ZM185 51H188V50L185 49ZM224 51H225V50H224ZM226 51L229 52L228 50H226ZM226 51H225V52H226ZM255 51H256V50H255ZM255 51H254V52H255ZM261 51H263V50H261ZM0 52H1V51H0ZM22 52H23V51H22ZM22 52H21V53H22ZM25 52H26V51H25ZM37 52H38V51H37ZM53 52H54V51H53ZM68 52H69V51H68ZM77 52H78V51H77ZM100 52H103L102 49L100 50ZM123 52H124V50H123ZM134 52H135V51H134ZM137 52H138V51H137ZM142 52H143V51H141V53H142ZM148 52H150V51H148ZM171 52H170V53H171ZM208 52H209V51H208ZM208 52H207V53H208ZM238 52H239V51H238ZM242 52H243V51H242ZM258 52H259V51H258ZM4 53H5V52H4ZM8 53H10V52H8ZM23 53H24V52H23ZM23 53H22V56H23ZM33 53H34V52H33ZM51 53H52V52H51ZM51 53H48V54H51ZM75 53H76V52H75ZM82 53H84V52H82ZM85 53H88V52H85ZM94 53H95V52H94ZM96 53H98V52L96 51ZM115 53H116V52H115ZM126 53H125V54H126ZM131 53H132V52H131ZM131 53H130V54H131ZM144 53H145V52H144ZM152 53H154V52H152ZM204 53H205V52H204ZM207 53H205V55H206ZM209 53H210V52H209ZM209 53H208V55H209ZM220 53H222V52H220ZM243 53H244V52H243ZM245 53H246V52H245ZM35 54H36V53H35ZM42 54H43V53H42ZM48 54H47V55H48ZM65 54H66V53H65ZM101 54H102V53H101ZM120 54H121V53H120ZM123 54H124V53H123ZM123 54H122V55H123ZM133 54H134V53H133ZM137 54H138V53H137ZM154 54H155V53H154ZM158 54H161V53H158ZM166 54H167V52H166ZM172 54H173V53H171V58H172V56H173ZM180 54H181V53H180ZM182 54H183V55L185 54V56H186V53H184V51H183ZM190 54H191V53H190ZM190 54H189V55H190ZM214 54H215V53H214ZM217 54H219V53H217ZM230 54H231V53H230ZM240 54H241V53H240ZM240 54H239V55H240ZM0 55H1V54H0ZM3 55H4V54H2V56H3ZM18 55H19V54H18ZM40 55H41V53H40ZM44 55H45V54H44ZM68 55H69V54H68ZM71 55H73V54H71ZM76 55H77V54H76ZM91 55H92V54H91ZM96 55H97V54H96ZM118 55H119V53H118ZM128 55H129V54H128ZM128 55H127V56H128ZM148 55H149V54H148ZM148 55H147V56H148ZM150 55H152V54H150ZM189 55H188V56H189ZM193 55H194V54H193ZM211 55H212V54H211ZM220 55H222V54H219V56H220ZM227 55H229V54H227ZM231 55H232V54H231ZM253 55H254V54H253ZM2 56H1L0 58H2ZM4 56H5V55H4ZM58 56H59V55H58ZM61 56H62V55H61ZM65 56H66V55H65ZM74 56H75V55H74ZM74 56H73V57H74ZM84 56H85V55H84ZM87 56H88V55H87ZM89 56H90V55H89ZM94 56H95V55H94ZM97 56H100V55L98 54ZM119 56L121 57V55H119ZM130 56H131V55H130ZM160 56H161V58H162V55H160ZM185 56H184V58H185ZM202 56H204V55H202ZM209 56H210V55H209ZM219 56H218V57H219ZM223 56H224V55H223ZM225 56H226V55H225ZM244 56H245V55H244ZM244 56H241V57L244 58ZM9 57H10V56H9ZM13 57H14V55H13ZM29 57H30V55H29ZM56 57H57V56H56ZM59 57H60V56H59ZM68 57H70V56H68ZM73 57H72V59H73ZM79 57H80V56H79ZM95 57H96V56H95ZM107 57H108V55H107ZM115 57H116V55H115ZM117 57H118V56H117ZM120 57H119V58H120ZM132 57H133V56H132ZM144 57H145V56H144ZM247 57H248V55H247ZM258 57H259V59H260V56H258ZM6 58H7V56H6ZM6 58H5V59H6ZM18 58H19V57H17V59H18ZM27 58H28V55H27ZM39 58H40V57H39ZM82 58H83V57H82ZM85 58H86V57H85ZM85 58H84V59H85ZM90 58H91V57H90ZM103 58H104V57H103ZM109 58H110V57H109ZM154 58H155V57H154ZM157 58H158V57H157ZM181 58L184 59L183 56H182ZM208 58H209V57H208ZM220 58H222V57H220ZM245 58H246V57H245ZM253 58H254V56H253ZM261 58H262V55H261ZM3 59H4V58H3ZM5 59H4L3 62H5V64H6ZM7 59H8V58H7ZM14 59H16V58L14 57ZM25 59H26V58H25ZM49 59H50V58H49ZM64 59H65V57H64ZM84 59H83V60H84ZM88 59H89V57H87V60H88ZM92 59H93V58H92ZM113 59H114V58H113ZM116 59H117V58H116ZM127 59H128V57H127ZM136 59H137V58H136ZM206 59H207V57H206ZM215 59H216V58H215ZM225 59H229V57H228V58H225ZM233 59H234V58H233ZM237 59H238V58H237ZM250 59L253 60L252 58H250ZM250 59H249V61H250ZM257 59H258V58H257ZM0 60H1V59H0ZM12 60H13V58H12ZM27 60H28V59H27ZM27 60H26V61H27ZM47 60H48V59H47ZM47 60H46V61H47ZM59 60H60V59H59ZM59 60H58V61H59ZM61 60H62V59H61ZM67 60H68V59H67ZM75 60H77V57H76ZM75 60H73V62H74ZM83 60H81V61H83ZM90 60H91V59H90ZM125 60H126V59H124V61H125ZM128 60H129V59H128ZM152 60H153V58H152ZM155 60H156V59H155ZM162 60H163V59H162ZM162 60H158V61L160 62V61H162ZM220 60H221V59H220ZM220 60H218V61H220ZM244 60H245V59H244ZM255 60H256V58H255ZM255 60H253V61H255ZM15 61H16V60H15ZM32 61H33V60H32ZM40 61H41V60H40ZM48 61H49V60H48ZM53 61H54V60H53ZM79 61H80V60H79ZM81 61H80V62H81ZM85 61H86V60H85ZM119 61H120V59H119ZM141 61H142V59H141ZM147 61H151V60L148 59ZM170 61H171V60H170ZM178 61H179V60H178ZM178 61H177V63H178ZM180 61H183V60H180ZM225 61H226V60H225ZM229 61H231V60H229ZM233 61H235V60H233ZM233 61H232V63H233ZM245 61H246V60H245ZM249 61H248V62H249ZM257 61H258V60H257ZM0 62H2V61H0ZM36 62H37V61H36ZM44 62H45V61H44ZM60 62H61V61H60ZM132 62H133V61H132ZM135 62H136V61H135ZM138 62H139V61H138ZM151 62H152V61H151ZM154 62H157V61H154ZM184 62H186L185 59H184ZM200 62L202 63L203 61H200ZM238 62H239V60H238ZM21 63H23V62H21ZM58 63H59V62H58ZM58 63H57V64H58ZM63 63H64V62H63ZM125 63H126V61H125ZM141 63H142V62H141ZM221 63H222V62H221ZM221 63H220V64H221ZM224 63H225V62H224ZM245 63H247V61H246ZM5 64H4V65H5ZM10 64H12V62H11ZM10 64H9L8 66H10ZM14 64H15V63H14ZM19 64H20V63H19ZM19 64H17V67L19 66ZM27 64H28V63H27ZM30 64H31V63H30ZM46 64H49V63H46ZM59 64H60V63H59ZM69 64H70V63H69ZM73 64H74V63H72V65H73ZM76 64H77V63H76ZM135 64H136V63H135ZM148 64H149V63H148ZM154 64H155V63H154ZM157 64H158V63H157ZM174 64H175V63H174ZM174 64L172 65L173 67L170 65V66L172 67V70L175 69V68H174V66H175ZM180 64H181V63H180ZM197 64H199V63H197ZM227 64H228V63H227ZM234 64H235V63H234ZM243 64H244V63H243ZM256 64H257V63H256ZM256 64H255V65H256ZM260 64H261V62H260ZM22 65H23V64H22ZM65 65H66V64H65ZM74 65H75V64H74ZM140 65H141V64H140ZM176 65H177V64H176ZM205 65H206V64H205ZM205 65H204V66H205ZM207 65H208V64H207ZM235 65H236V64H235ZM12 66H13V65H12ZM26 66H27V65H26ZM29 66H30V65H29ZM33 66H34V65H33ZM53 66L56 67V65H54V64H53ZM57 66H58V65H57ZM59 66H60V65H59ZM61 66H62V65H61ZM75 66H76V65H75ZM113 66H114V65H113ZM132 66H133V65H132ZM136 66H137V65H136ZM159 66H160V65H159ZM170 66H169V67H170ZM178 66H179V65H178ZM180 66H181V65H180ZM184 66H185V65H184ZM186 66H187V64H186ZM202 66H203V65H202ZM204 66H203L202 69H204ZM220 66H221V65H220ZM223 66H225V64H224ZM238 66H239V65H238ZM250 66H251V65H250ZM3 67H4V66H3ZM3 67H2V65H1V68H3ZM21 67H22V66H21ZM24 67H25V66H24ZM30 67H31V66H30ZM41 67H42V66H41ZM71 67H72V66H71ZM114 67H115V66H114ZM164 67H165V66H164ZM187 67H188V66H187ZM187 67H186V68H187ZM193 67H194V66H193ZM209 67H210V66H209ZM225 67H226V66H225ZM228 67H229V66H228ZM233 67H234V66H233ZM251 67H252V66H251ZM263 67H264V65H263ZM263 67H262V68H263ZM13 68H14V67H13ZM26 68L29 69V67H26ZM44 68H45V67H44ZM50 68H53V67H52V63H51V67H50ZM63 68H64V66H63ZM63 68H62V69H63ZM78 68H79V66H78ZM78 68H77V69H78ZM132 68H133V67H132ZM173 68H174V69H173ZM176 68H177V67H176ZM179 68H180V67H179ZM206 68H207V67H206ZM31 69H32V67H31ZM55 69H56V68H55ZM64 69H65V68H64ZM68 69H69V68H68ZM159 69H160V67H159ZM181 69H183V68L181 67ZM181 69H180V70H181ZM187 69H188V68H187ZM187 69H186V71H188ZM191 69H192V68H191ZM191 69H190V71H191ZM200 69H201V68H200ZM210 69H211V67H210ZM210 69L208 68V70H210ZM218 69H219V68H217V70H218ZM16 70H19V69L17 68ZM21 70H22V69H21ZM58 70H59V67H58ZM73 70H75V69H73ZM115 70H116V69H115ZM115 70H114V71H115ZM135 70H137V69H135ZM170 70H171V69H170ZM180 70H179V71H180ZM196 70H197V68H196ZM196 70H195V71H196ZM208 70H207V74H208V72H210V71H208ZM211 70H212V69H211ZM224 70H226V69H224ZM227 70H228V68H227ZM227 70H226V71H227ZM0 71H2V69H1ZM27 71H28V70H27ZM32 71H35V70L32 69ZM38 71H39V70H38ZM45 71H46V70H45ZM45 71H44V72H45ZM52 71H53V69H52ZM114 71H113V72H114ZM141 71H143V70H141ZM214 71H215V70H213V72H214ZM220 71H221V70H220ZM248 71H249V70H248ZM250 71H251V70H250ZM18 72H19V71H18ZM22 72H23V70H22ZM28 72H29V71H28ZM40 72H41V71H40ZM46 72H47V71H46ZM49 72H50V71H49ZM60 72H61V70H60ZM69 72H71V71H69ZM69 72H67V73H69ZM134 72H136V71H134ZM162 72H163V71H162ZM165 72H166V71H165ZM167 72H170V71H167ZM171 72H172V71H171ZM171 72H170V74H172ZM175 72H176V71H175ZM177 72H178V71H177ZM177 72H176V73H177ZM191 72H192V71H191ZM193 72H194V71H193ZM193 72H192V73H193ZM205 72H206V71H205ZM0 73H1V72H0ZM51 73H52V72H51ZM150 73H151V72H150ZM180 73H184V70H183L182 72H180ZM210 73H211V72H210ZM219 73L221 74V72H218V74H219ZM247 73H248V72H247ZM23 74H24V73H23ZM29 74H30V73H29ZM42 74H43V72H42ZM52 74H53V73H52ZM70 74H71V73H70ZM112 74H113V73H112ZM133 74H135V73H133ZM167 74H168V73H167ZM196 74H197V73H196ZM216 74H217V73H216ZM220 74H219V75H220ZM2 75H3V74H2ZM17 75H18V74H17ZM19 75H20V74H19ZM38 75H39V74H38ZM40 75H41V74H40ZM129 75H130V74H129ZM155 75H156V73H155ZM162 75H163V74H162ZM168 75H169V74H168ZM173 75H175V73H174ZM182 75H184V74H182ZM185 75H186V74H185ZM192 75H193V74H192ZM199 75H200V74H199ZM201 75H202V73H201ZM209 75L212 76V77L214 76L215 78L217 77V76H215V74H214V75L209 74ZM225 75H226V74H225ZM225 75H224V73H223V76H224V77H225ZM234 75H235V74H234ZM247 75H248V74H247ZM261 75H262V74H261ZM20 76H21V75H20ZM35 76H37V75H35ZM44 76H45V75H44ZM58 76H59V75H58ZM58 76H57V77H58ZM60 76H61V75H60ZM69 76H70V75H69ZM132 76H133V75H132ZM165 76H166V75H165ZM175 76H178V75H175ZM180 76H181V75H180ZM227 76H231V75H227ZM243 76H244V75H243ZM258 76L260 77V75H258ZM26 77H27V75H26ZM51 77H52V76H51ZM151 77H152V76H151ZM153 77H154V76H153ZM158 77H160V76H158ZM158 77H157V78H158ZM166 77H168V76H166ZM169 77H170V75H169ZM172 77H173V76H172ZM178 77H179V76H178ZM178 77H176V78H178ZM204 77H205V76H204ZM204 77H203V78H204ZM207 77H208V76H207ZM231 77H232V76H231ZM235 77H236V75H235ZM255 77H257V76H255ZM255 77H254L253 79L256 81ZM36 78H37V77H36ZM129 78H130V77H129ZM136 78H137V76H136ZM161 78H162V76H161ZM188 78H189V77H188ZM192 78H194V77H192ZM219 78H220V77H219ZM227 78H228V77H227ZM239 78H240V77H239ZM241 78H242V77H241ZM14 79H15V78H14ZM22 79H23V78H22ZM32 79H33V78H32ZM34 79H35V78H34ZM55 79H56V78H55ZM137 79H138V78H137ZM154 79H155V78H154ZM184 79H185V78H184ZM190 79H191V78H190ZM196 79H197V78H196ZM200 79H201V77H200ZM210 79L213 80V78H210ZM230 79H231V78H230ZM230 79H228V80L230 81ZM232 79H234V78H232ZM244 79H245V77H244ZM250 79H251V78H250ZM250 79H248V81H245V82H249ZM26 80H27V79H26ZM39 80H40V79H39ZM166 80H167V78H166ZM186 80H187V79H186ZM198 80H199V79H198ZM203 80H204V79H203ZM206 80H207V79H206ZM211 80H209V81L212 82ZM217 80H218V78H217ZM251 80H252V79H251ZM257 80H258V79H257ZM19 81H20V80H19ZM22 81H23V80H22ZM22 81H20V83H21ZM24 81H25V80H24ZM24 81H23V82H24ZM41 81H43V80H41ZM56 81H57V80H56ZM162 81H163V80H162ZM168 81H169V78H168ZM170 81H171V79H170ZM188 81H189V80H188ZM191 81H192V80H191ZM214 81H215V80H214ZM219 81H220V79H219ZM221 81H222V80H221ZM17 82H18V81H17ZM26 82H27V81H26ZM136 82H137V80H136ZM153 82L155 83V81H153ZM158 82H159V81H158ZM166 82H167V81H166ZM166 82H165V83H166ZM198 82H199V81H198ZM203 82H205V81H203ZM225 82H226V81H225ZM234 82H235V80H234ZM109 83H110V82H109ZM132 83H133V82H131V84H132ZM165 83H164V85H165ZM172 83H173V82H172ZM181 83H183V81H181ZM195 83H196V81H195ZM220 83H221V82H220ZM222 83H224V82H222ZM228 83H229V82H227V84H228ZM230 83H231V84H230ZM230 83H229V84L232 85V82H230ZM242 83H243V82H242ZM249 83H250V82H249ZM249 83H248V84H249ZM254 83L257 84L256 82H254ZM254 83H251V84H253V86H254V85H255ZM260 83H261V82H260ZM14 84H15V83H14ZM16 84H17V83H16ZM16 84H15V85H16ZM28 84H29V83H28ZM39 84H40V83H39ZM131 84H130V85H131ZM145 84H146V83H145ZM145 84H144V85H145ZM151 84H152V83H151ZM198 84H199V83H198ZM212 84H213V83H212ZM225 84H226V83H225ZM227 84H226V85H227ZM239 84H240V83H239ZM0 85H1V84H0ZM3 85H4V84H3ZM21 85H22V84H21ZM144 85H143V86H144ZM160 85H161V84H160ZM176 85H177V84H176ZM178 85H179V84H178ZM178 85H177V87H178ZM183 85H184V84H183ZM185 85H186V84H185ZM185 85H184V87H185ZM189 85H191V84H189ZM189 85H187V86H189ZM200 85H202V84H200ZM204 85H205V84H204ZM204 85H203V86H204ZM213 85H215V84H213ZM218 85H219V84H218ZM218 85H217V86H218ZM226 85H225V86H226ZM249 85H250V84H249ZM261 85H262V84H261ZM1 86H2V85H1ZM17 86H18V85H17ZM31 86H32V85H31ZM109 86H110V85H109ZM109 86H107V87H109ZM152 86H153V84H152ZM156 86H157V85H156ZM158 86H159V85H158ZM187 86H186V87H187ZM193 86H194V85H192L191 88H192ZM210 86H211V84H210ZM225 86H224V84H223V86L221 85V88L223 87V89H226L227 87L224 88ZM227 86H228V85H227ZM234 86L236 87L235 83H234ZM256 86H258V85H256ZM14 87H15V86H14ZM37 87H38V86H37ZM133 87H134V86H133ZM147 87H148V86H147ZM169 87H170V86H169ZM199 87H200V86H199ZM230 87H231V86H230ZM230 87H229V88H230ZM240 87H241V86H240ZM245 87H246V86H245ZM250 87H251V86H250ZM250 87H249V88H250ZM1 88H2V87H1ZM1 88H0V90H1ZM4 88H5V87H4ZM12 88H13V87H12ZM12 88H11V89H12ZM23 88H24V87H23ZM42 88H43V87H42ZM44 88H46V87H44ZM103 88H104V87H103ZM114 88H115V87H114ZM135 88H136V87H135ZM167 88H168V86H167ZM181 88H182V87H181ZM188 88H190V87H188ZM195 88H197V83H196V87H195ZM195 88H192V89L195 90ZM221 88H220V90H221ZM242 88H243V87H242ZM249 88H248V89H249ZM251 88H252V87H251ZM251 88H250L249 90H252V89H253V88H252V89H251ZM261 88H262V87H261ZM20 89H21V88H20ZM29 89H30V86H29ZM38 89H39V88H38ZM79 89H80V88H79ZM90 89H91V88H89V91H90ZM93 89H94V88H93ZM119 89H120V88H119ZM129 89H130V88H129ZM179 89H180V88H179ZM218 89H219V88H218ZM244 89H245V88H244ZM256 89H258V88H256ZM259 89H260V88H259ZM259 89H258V90H259ZM3 90H4V89H3ZM14 90H15V88H14ZM14 90H13V92H14ZM23 90H24V89H23ZM108 90H109V89H108ZM124 90H125V89H124ZM132 90H133V89H132ZM140 90H141V88H140ZM144 90H145V89H144ZM148 90H149V89H148ZM148 90H147V91H148ZM155 90H156V88H155ZM177 90H178V89H177ZM185 90H186V89H184V91H185ZM190 90H191V89H190ZM202 90H203V89H202ZM214 90H215V89H214ZM227 90H228V88H227ZM232 90H234V89H232V87H231V91H232ZM238 90H241V89L239 88ZM8 91H9V90H8ZM118 91H119V90H118ZM145 91H146V90H145ZM151 91H152V90H151ZM162 91H165V90L163 89ZM175 91H176V90H175ZM175 91H174V92H175ZM181 91H182V90H181ZM187 91H188V90H187ZM195 91H196V90H195ZM234 91H235V90H234ZM236 91H237V90H236ZM247 91H248V90H247ZM2 92H3V91H2ZM4 92H6V91H4ZM17 92H18V91H17ZM21 92H24V91H21ZM32 92H33V91H32ZM81 92H82V91H81ZM81 92H80V93H81ZM102 92H103V91H102ZM120 92H122V91H120ZM126 92H127V91H126ZM135 92H136V91H135ZM135 92H134V93H135ZM174 92H173V93H174ZM179 92H180V90H179ZM189 92H190V91H188L187 93H189ZM214 92H217V91H214ZM252 92H253V91H252ZM254 92H255V91H254ZM261 92H262V91H261ZM263 92H264V91H263ZM15 93H16V91H15L14 94H13L14 96L16 95ZM29 93H30V92H29ZM85 93H86V92H85ZM115 93H116V92H115ZM141 93H142V92H141ZM141 93H140V92H137L135 95H133L132 98H134L133 100L135 101V103L138 102V101H140V99L142 98V94H141ZM180 93H181V92H180ZM184 93H185V92H184ZM184 93H183V94H184ZM187 93L184 94V95H187ZM196 93H197V91H196ZM218 93H219V92H218ZM249 93H250V92H249ZM0 94H1V93H0ZM8 94H9L10 96H12L11 93H8ZM22 94H23V93H22ZM26 94H27V93H26ZM44 94H45V93H44ZM178 94H179V93H178ZM181 94H182V93H181ZM192 94H193V93H192ZM192 94L190 93L189 96H192ZM199 94H201V93H199ZM212 94H213V92H212ZM216 94H217V93H216ZM222 94H223V93H222ZM251 94H252V96H253V93H251ZM261 94H263V93H261ZM19 95H20V94H19ZM31 95H32V94H31ZM164 95H165V94H164ZM194 95H195V94H194ZM206 95H207V94H206ZM217 95H218V94H217ZM247 95H248V94H247ZM256 95H258V94H256ZM263 95H264V94H263ZM263 95H262V96H263ZM3 96H4V94H3ZM32 96H34V95H32ZM47 96H48V95H47ZM79 96H80V95H79ZM94 96H95V94H94ZM110 96H111V95H110ZM147 96H148V95H147ZM158 96H159V95H158ZM171 96H172V95H171ZM176 96H177V95H176ZM182 96H183V95H182ZM182 96H181V97H182ZM210 96H211V95L209 94V97H210ZM242 96H243V95H242ZM249 96H251V95H249ZM5 97H6V96H5ZM12 97H13V96H12ZM15 97H16V96H15ZM17 97H18V95H17ZM25 97H28V96H25ZM51 97H52V96H51ZM103 97H104V96H103ZM103 97H102V98H103ZM108 97H109V96H108ZM112 97H113V96H112ZM160 97H161V96H160ZM187 97H188V96H187ZM212 97H216V96L212 95ZM225 97H226V96H225ZM245 97H247V96H245ZM33 98H35V97H33ZM72 98H74V97H72ZM80 98H82V97H80ZM80 98H79V99H80ZM83 98H84V97H83ZM117 98H118V97H117ZM183 98H185V97H183ZM183 98H182V99H183ZM219 98H220V97H219ZM249 98L251 99V97H249ZM252 98H254V97H252ZM260 98H262V97H260ZM16 99H17V98H16ZM18 99H19V98H18ZM18 99H17V100H18ZM23 99H24V98H23ZM26 99H27V98H26ZM46 99H47V98H46ZM46 99H45V100H46ZM48 99H50V97H49ZM107 99H108V98H107ZM124 99H125V98H124ZM127 99H128V98H127ZM162 99H163V97H162ZM162 99H158V101H159V100L162 101ZM167 99H168V98H167ZM176 99H177V98H176ZM186 99H188V98H186ZM190 99H191V98H189L188 102L190 101ZM213 99H214V98H213ZM213 99H212V100H213ZM217 99H218V98H216V101L219 100V99H218V100H217ZM223 99H224V98H223ZM223 99L221 98V101H222ZM244 99H245V98H244ZM257 99H258V98H257ZM31 100H32V98L30 99V101H31ZM80 100H81V99H80ZM85 100H86V99H85ZM97 100H98V99H97ZM104 100H105V99H104ZM148 100H149V99H148ZM177 100H178V99H177ZM191 100H192V99H191ZM194 100H196V99H194ZM194 100H193V101H194ZM208 100H209V99H208ZM214 100H215V99H214ZM251 100L254 101V99H251ZM258 100H259V99H258ZM261 100H262V99H261ZM261 100H259V101H261ZM36 101H37V100H36ZM41 101H42V100H41ZM43 101H44V100H43ZM93 101H94V100H93ZM106 101H107V100H106ZM114 101H115V99H114ZM151 101H152V100H151ZM156 101H157V100H156ZM156 101H154V102L156 103ZM182 101H183V100H182ZM182 101H180L181 104H184V103H182ZM206 101H207V100H206ZM216 101H215V102H216ZM221 101H220V102H221ZM242 101H243V100H242ZM245 101L248 102V100H246V99H245ZM252 101H250V102L253 103ZM259 101H258V102H259ZM0 102H2V101H0ZM11 102H12V100H11ZM14 102H16V100H15ZM14 102H13V103H14ZM20 102H21V101H20ZM23 102L25 103L26 101H23ZM37 102H38V101H37ZM49 102H50V101H49ZM75 102H76V101H75ZM78 102H79V101H78ZM81 102H82V101H81ZM95 102H96V101H95ZM107 102H109V101H107ZM131 102H133V101H131ZM147 102H148V101H147ZM147 102H146V103H147ZM152 102H153V101H152ZM162 102H163V101H162ZM170 102H171V101H170ZM194 102H195V101H194ZM194 102H193V103H194ZM202 102H205V101H202ZM238 102H239V101H238ZM238 102H236V103H238ZM240 102H241V101H240ZM255 102H256V101H255ZM255 102H254V103H255ZM4 103H5V102H4ZM44 103H45V102H44ZM55 103H57V102H55ZM79 103H80V102H79ZM113 103H114V102H113ZM133 103H134V102H133ZM140 103H141V102H140ZM173 103H174V102H173ZM195 103H196V102H195ZM245 103H246V102H245ZM256 103H257V102H256ZM260 103H261V102H260ZM260 103H257V104H260ZM8 104H9V103H8ZM36 104H37V103H35V105H36ZM42 104H43V103H42ZM65 104H66V103H65ZM67 104H68V103H67ZM74 104H76V103H74ZM96 104H97V103H96ZM115 104H116V103H115ZM115 104H114V105H115ZM138 104H139V103H138ZM144 104H145V103H144ZM151 104H152V103H151ZM164 104H165V102H164ZM164 104H163V105H164ZM176 104H177V103H176ZM217 104H218V103H217ZM217 104H214L213 106H215V105H217ZM241 104H242V103H241ZM257 104H256V105H257ZM10 105H11V104H10ZM14 105H15V104H14ZM32 105H33V104H32ZM35 105H34V106H35ZM93 105H94V104H93ZM134 105H135V104H134ZM152 105H153V104H152ZM163 105H162V106H163ZM174 105H175V104H173V106H174ZM189 105H192V104H190V102H189ZM198 105H199V104H198ZM198 105H197L196 107H198ZM244 105H245V104H244ZM247 105L249 106V103H247ZM251 105H252V104H251ZM263 105H264V104H263ZM8 106H9V105H8ZM8 106H7V107H8ZM12 106H13V105H12ZM17 106H20V105L17 104ZM21 106H22V105H21ZM21 106H20V107H21ZM39 106H41V105H39ZM45 106H46V105H45ZM45 106H44V107H45ZM82 106H83V105H82ZM136 106H137V105H136ZM136 106H135V107H136ZM144 106H145V105H144ZM164 106H165V105H164ZM176 106H181V105H176ZM182 106H183V105H182ZM184 106H185V105H184ZM184 106H183V107H184ZM233 106H234V105H233ZM235 106H236V105H235ZM237 106H238V104H237ZM257 106H258V105H257ZM0 107H1V106H0ZM10 107H11V106H10ZM46 107H47V106H46ZM74 107H75V106H74ZM80 107H81V106H80ZM107 107H108V106H107ZM110 107H111V106H110ZM116 107H118V106H116ZM137 107H138V106H137ZM158 107H159V106H158ZM168 107H169V106H168ZM185 107H186V106H185ZM194 107H195V106H194ZM211 107H212V106H211ZM258 107H260V106H258ZM3 108H5V106H4ZM23 108H24V107H23ZM33 108H34V107H33ZM33 108H32V109H33ZM35 108H36V107H35ZM59 108H60V107H59ZM76 108H77V107H76ZM113 108H114V107H113ZM113 108L111 107V109H113ZM120 108H121V106H120ZM140 108H141V107H140ZM173 108H174V107H173ZM186 108H187V107H186ZM188 108H189V107H188ZM188 108H187L186 110H188ZM192 108H193V107H192ZM199 108H200V107H198V110H199ZM206 108L208 109V107L205 106V109H206ZM214 108H215V107H214ZM234 108H235V107H234ZM246 108H247V106H246ZM260 108H261V107H260ZM15 109H17V108H15ZM18 109H19V108H18ZM21 109H22V108H21ZM29 109H30V108H29ZM29 109H28V110H29ZM44 109H45V108H44ZM47 109H49V108H47ZM55 109H56V108H54V110H55ZM61 109H62V108H61ZM66 109H67V108H66ZM68 109H69V108H68ZM68 109H67V110H68ZM81 109H82V108H81ZM117 109H118V108H117ZM130 109H132V108H130ZM135 109H136V108H135ZM166 109H167V108H166ZM176 109H178V108H176ZM181 109H182V107H181ZM181 109H180V110H181ZM189 109H190V108H189ZM212 109H213V108H212ZM215 109H217V108H215ZM226 109H227V108H226ZM240 109H242V107H241ZM249 109H250V108H249ZM249 109H248V110H249ZM253 109L256 110L257 107H256V108L253 107ZM253 109L251 108V110H253ZM11 110H12V109H11ZM23 110H24V109H23ZM56 110H57V109H56ZM114 110H115V109H114ZM140 110H141V109H140ZM142 110H143V109H142ZM180 110H179V111H180ZM184 110H185V109H184ZM186 110H185V111H186ZM198 110H197V111H198ZM218 110H219V109H218ZM228 110H230V108H229ZM248 110H246V111H248ZM258 110H260V109L258 108ZM20 111H21V110H20ZM37 111H39V109H38ZM40 111H42V110H40ZM47 111H49V110H47ZM60 111H61V110H60ZM115 111H116V110H115ZM115 111H114V112H115ZM138 111H139V110H138ZM149 111H150V110H149ZM193 111H195V110H193ZM200 111H202V110H200ZM216 111H217V110H216ZM226 111H227V110H225V112H226ZM231 111H232V110H231ZM243 111H244V110H243ZM243 111H242V112H243ZM260 111H261V110H260ZM2 112H4V111L2 110ZM7 112H8V111H7ZM10 112H11V111H10ZM24 112H25V111H24ZM33 112H34V111H33ZM33 112H32V113H33ZM50 112H51V111H50ZM52 112H53V111H52ZM75 112H77V111H75ZM110 112H111V111H110ZM130 112H131V111H130ZM135 112H136V111H135ZM146 112H147V111H146ZM155 112H156V111H155ZM203 112H204V111H203ZM227 112H229V111H227ZM232 112H233V111H232ZM250 112H252V111H250ZM254 112H255V111H254ZM254 112H252V113L255 114ZM256 112H258V111H256ZM262 112H264V111H262ZM8 113H9V112H8ZM12 113H13V112H12ZM14 113H15V112H14ZM20 113H21V112H19V114H20ZM40 113H41V112H39V113H37V114L40 115ZM53 113H54V112H53ZM55 113H56V112H55ZM64 113H65V112H64ZM71 113H72V112H71ZM88 113H89V112H88ZM91 113H92V112H91ZM118 113H119V112H118ZM170 113H171V112H170ZM180 113H181V111H180ZM183 113H184V111L182 112V115H183ZM189 113H190V112H189ZM201 113H202V112H201ZM204 113H205V112H204ZM204 113H203V114H204ZM210 113H211V112H210ZM260 113H261V112H260ZM23 114H24V113H23ZM28 114H29V113H28ZM50 114H52V113H50ZM80 114H81V113H80ZM104 114H105V113H104ZM104 114H103V115H104ZM111 114H112V113H111ZM111 114H110V115H111ZM133 114H134V112H133ZM142 114H144V113L142 112ZM145 114H146V113H145ZM153 114H154V113H153ZM176 114L178 115L179 112H178V113H175V115H176ZM186 114H187V113H186ZM191 114H192V113H191ZM191 114H188V115H191ZM217 114H218V113H217ZM229 114H230V113H229ZM246 114H247V113H244V117H248V115L245 116ZM261 114H262V113H261ZM3 115H4V113H3ZM6 115H8V114L6 113ZM6 115H5V116H6ZM10 115H11V114H10ZM29 115H30V114H29ZM110 115H108V116H110ZM114 115L117 116L116 113H115ZM130 115H131V114H130ZM172 115H173V114H172ZM196 115H197V114H196ZM223 115H224V114H223ZM225 115H226V114H225ZM231 115H232V114H231ZM255 115H256V114H255ZM255 115H254V116H255ZM14 116H15V115H14ZM17 116H18V115H17ZM20 116H21V115H20ZM36 116H37V115H36ZM40 116H41V115H40ZM50 116H51V115H50ZM55 116H56V115H55ZM86 116H87V115H86ZM179 116L182 117L181 115H179ZM179 116H177V118H178ZM214 116H215V115H214ZM220 116H222V115H221V114H220L219 116L216 115V117H220ZM238 116H239V115H238ZM257 116L259 117V115H257ZM7 117H8V116H7ZM24 117H25V116H24ZM46 117H47V116H46ZM99 117H100V115H99ZM120 117H121V115H120ZM127 117H128V116H127ZM164 117H165V116H164ZM210 117H211V116H210ZM212 117H213V116H212ZM223 117H224V116H223ZM234 117L236 118V116H234ZM241 117L243 118V115H242ZM263 117H264V116H263ZM263 117H262V118H263ZM4 118H5V117H4ZM11 118H12V116H11ZM18 118H19V117H18ZM20 118H21V117H20ZM52 118H54V117H52ZM96 118H97V117H96ZM114 118H115V117H114ZM118 118H119V117H118ZM118 118H117V121L119 120ZM141 118H142V117H141ZM170 118H171V117H170ZM177 118H176V120L179 119V118H178V119H177ZM182 118H183V117H182ZM205 118H209V117H205ZM230 118H231V117H230ZM230 118H229V119H230ZM252 118H253V116H252ZM252 118H249V119H252ZM49 119L52 120V121L54 120V119L48 118V120H49ZM93 119H94V118H93ZM137 119H138V118H137ZM168 119H169V117H168ZM172 119H173V118H172ZM184 119H185V117H184ZM190 119H191V118H190ZM192 119H194V118L192 117ZM213 119H214V118H213ZM224 119H225V118H224ZM246 119H247V118H246ZM258 119H259V118H258ZM5 120H6V119H5ZM8 120H12V119H8ZM42 120H43V119H42ZM44 120H45V119H44ZM56 120H57V119H56ZM120 120H121V119H120ZM120 120H119V121H120ZM169 120H170V119H169ZM206 120H209V119H206ZM206 120H205V121H206ZM217 120H218V119H217ZM222 120H223V119H222ZM225 120H226V119H225ZM240 120H241V118H240ZM261 120L263 121V119H261ZM3 121H4V120H3ZM18 121H19V119H18ZM52 121H51V122H52ZM86 121H89V120H86ZM97 121H98V120H97ZM103 121H104V120H103ZM112 121H113V120H112ZM119 121H118V122H119ZM122 121H123V120H122ZM133 121H134V120H133ZM133 121H132V122H133ZM189 121H190V120H189ZM197 121H198V119H197ZM203 121H204V120H203ZM220 121H221V120H220ZM241 121H242V120H241ZM6 122H7V121H6ZM15 122H16V121H15ZM45 122H46V120H45ZM53 122H54V121H53ZM126 122H127V121H126ZM138 122H139V121H138ZM143 122H145V121H143ZM169 122H170V121H169ZM194 122H195V121H194ZM209 122H210V121H209ZM218 122H219V121H218ZM221 122H222V121H221ZM223 122H224V121H223ZM232 122H233V121H232ZM234 122H235V121H234ZM251 122H253V119H252ZM8 123H9V122H8ZM19 123H20V122H19ZM24 123H25V122H24ZM28 123H29V122H28ZM46 123H48V122H46ZM86 123H87V122H86ZM103 123H104V122H103ZM115 123H117V122H115ZM123 123H124V122H123ZM198 123H199V122H198ZM210 123H211V122H210ZM214 123H215V122H214ZM225 123H226V122H225ZM225 123L223 124V128L225 127V129H226L228 123L226 124V126H224ZM236 123L239 124V121L236 122ZM241 123H242V122H241ZM256 123H257V122H256ZM260 123H261V122L259 121V124H260ZM13 124H14V123H13ZM29 124H30V123H29ZM88 124H90V123H88ZM88 124H86V125H88ZM134 124H135V123H134ZM140 124H141V123H140ZM188 124H189V123H188ZM195 124H196V123H195ZM202 124H203V123H202ZM202 124H201V125H202ZM204 124H205V123H204ZM229 124H230V123H229ZM229 124H228V125H229ZM0 125H1V124H0ZM16 125H17V124H16ZM25 125H26V124H25ZM27 125H28V124H27ZM50 125H52V124H50ZM102 125H103V124H102ZM104 125H105V123H104ZM122 125H123V124H120V122L117 123V125H116L115 128H114V131H115L116 133H118V132L121 130ZM135 125H136V124H135ZM135 125H134V126H135ZM138 125H139V124H138ZM153 125H154V124H153ZM163 125H164V124H163ZM170 125H171V124H170ZM186 125H187V124H186ZM219 125H220V123H219ZM239 125H240V124H239ZM252 125H253V123H252ZM254 125H257V124H254ZM2 126H3V125H2ZM7 126H8V124H7ZM11 126H12V125H11ZM11 126H10V128H11ZM29 126H30V125H29ZM29 126H28V127H29ZM82 126H83V125H82ZM107 126H108V124H107ZM107 126H106V127H107ZM164 126H165V125H164ZM175 126H176V125H175ZM188 126H189V125H188ZM214 126H215V125H214ZM221 126H222V123H221ZM242 126H243V125H242ZM246 126H248V125H246ZM260 126H261V125H260ZM12 127H15V126H12ZM106 127H105V128H106ZM119 127H120V129H119ZM131 127H132V126H131ZM140 127H142V126H140ZM8 128H9V126H8ZM10 128H9V129H10ZM16 128H17V127H15V129H16ZM24 128H26V127H24ZM30 128H32V127H30ZM79 128H80V127H79ZM105 128H103V129H105ZM111 128H113V127H111ZM165 128H166V126H165ZM172 128H173V127H172ZM213 128H214V127H213ZM227 128H228V127H227ZM259 128H260V127H259ZM21 129L23 130V127H22V126H21ZM86 129H87V128H85V130H86ZM106 129H107V128H106ZM127 129H128V127H127ZM132 129H134V128H132ZM136 129H137V128H136ZM136 129H135V130H136ZM166 129H168V128H166ZM178 129H179V128H178ZM225 129H224V130H225ZM261 129H262V128H261ZM19 130H20V129H19ZM109 130L111 131V129H109ZM139 130H140V129H139ZM210 130H211V128H210ZM227 130H229V129H227ZM252 130H254V129H252ZM252 130H251V131H252ZM263 130H264V129H263ZM23 131H24V130H23ZM130 131H132V130H130ZM166 131H167V130H166ZM244 131H245V130H244ZM260 131H261V130H260ZM8 132H9V131H8ZM16 132H17V131H16ZM21 132H22V131H21ZM96 132H97V131H96ZM134 132H135V131H134ZM175 132H176V131H175ZM225 132H226V131H225ZM23 133H24V132H23ZM99 133H100V132H99ZM101 133H102V132H101ZM101 133H100V134H101ZM135 133H136V132H135ZM188 133H190L191 135H193L194 137H196L195 140H197V138L200 139V138L204 137V135H205L204 130H201V129L195 127V126L192 127V128H189ZM234 133H235V132H234ZM253 133H254V132H253ZM12 134H13V133H12ZM55 134H57V133H55ZM96 134H97V133H96ZM105 134H106V132H105ZM167 134H168V133H167ZM173 134H174V133H173ZM190 134H189V135H190ZM209 134H210V133H209ZM222 134H223V133H222ZM222 134H221V135H222ZM247 134H248V133H247ZM257 134H258V133H257ZM18 135H19V134H18ZM18 135H16V136H18ZM21 135H22V134H21ZM82 135H83V133H82ZM101 135H102V134H101ZM132 135H133V134H132ZM171 135H172V134H171ZM224 135H225V134H224ZM259 135H260V134H259ZM74 136H75V135H74ZM84 136H85V135H84ZM99 136H100V135H99ZM102 136H104V135H102ZM150 136H151V135H150ZM173 136H174V135H173ZM218 136H219V135H218ZM229 136H230V135H229ZM252 136H253V135H252ZM254 136H255V135H254ZM11 137H12V136H11ZM25 137H26V136H25ZM37 137H38V136H37ZM50 137H51V136H50ZM52 137H53V135H52ZM68 137H69V136H68ZM68 137H67V138H68ZM78 137H79V135H78ZM100 137H101V136H100ZM133 137H134V136H133ZM135 137H136V136H135ZM141 137H142V135H141ZM179 137H180V135H179ZM209 137H210V136H209ZM220 137H221V136H219V138H220ZM248 137H249V136H248ZM1 138H2V136H1ZM27 138H28V137H27ZM79 138H80V137H79ZM84 138H86V136H85ZM84 138H83V139L81 138V139H82V140H85ZM137 138H138V136H137ZM143 138H144V137H143ZM143 138H142V139H143ZM172 138H173V137H172ZM172 138H171V139H172ZM180 138H181V137H180ZM182 138H183V137H182ZM190 138H192V137H190ZM222 138H223V137H222ZM230 138H231V137H230ZM33 139H34V138H33ZM107 139H108V138H107ZM113 139H114V136H113ZM116 139H117V138H116ZM232 139H233V138H232ZM236 139H239V138L236 137ZM241 139H243V138H241ZM247 139H248V138H247ZM21 140H22V139H21ZM30 140H31V139H30ZM77 140H78V139H77ZM179 140H180V139H179ZM179 140H178V141H179ZM182 140H183V139H182ZM184 140H186L185 137H184ZM219 140H220V139H219ZM239 140H240V139H239ZM239 140H238V141H239ZM253 140H254V139H253ZM24 141H25V140H24ZM28 141H29V140H28ZM31 141H32V140H31ZM80 141H81V140H80ZM80 141H79V142H80ZM110 141H112V140H110ZM119 141H120V140H119ZM131 141H133V140H131ZM188 141H189V140H188ZM188 141H187V142H188ZM191 141H192V140H191ZM241 141H242V140H241ZM260 141H261V140H260ZM262 141H263V140H262ZM9 142H10V141H9ZM114 142H115V141H114ZM121 142H122V141H121ZM157 142H158V141H157ZM159 142H160V141H159ZM168 142H169V141H168ZM170 142H172V141H170ZM174 142H175V141H174ZM197 142H198V140H197ZM211 142H212V141H211ZM253 142H254V141H253ZM15 143H16V142H15ZM28 143H29V142H28ZM94 143H95V142H94ZM155 143H156V142H155ZM203 143H204V142H203ZM227 143H228V142H227ZM234 143H238V142H234ZM234 143H232V144H234ZM239 143H241V142H239ZM22 144H23V143H22ZM76 144H77V143H76ZM89 144H90V146H89V148H90V147H91V143H89ZM113 144H114V143H113ZM115 144H116V143H115ZM136 144H137V143H136ZM176 144H177V143H176ZM186 144H187V143H186ZM214 144H216V143H214ZM18 145H20V144H18ZM77 145H78V144H77ZM109 145H111V144L109 143ZM109 145H107V146H109ZM119 145H120V144H119ZM148 145H149V143H148ZM151 145H152V144H151ZM163 145H164V144H163ZM167 145H170V144H167ZM184 145H185V144H184ZM219 145H220V144H219ZM251 145H252V144H251ZM6 146H7V145H6ZM73 146H74V145H73ZM86 146H87V145H86ZM100 146H101V145H100ZM141 146H142V145H141ZM160 146H161V145H160ZM173 146H174V145H173ZM177 146H178V144H177ZM234 146H235V145H234ZM241 146H242V145H241ZM28 147H29V146H28ZM104 147H105V146H104ZM104 147H103V148H104ZM111 147H112V145H111ZM188 147H189V146H188ZM238 147H239V146H238ZM245 147H246V146H245ZM9 148H11V147H9ZM38 148H39V147H38ZM40 148H41V147H40ZM40 148H39V152H40ZM73 148H74V147H73ZM98 148H99V147H98ZM101 148H102V147H101ZM103 148H102V149H103ZM112 148H113V147H112ZM117 148H118V147H117ZM121 148H122V147H121ZM123 148H124V147H123ZM123 148H122V149H123ZM159 148H160V147H159ZM163 148H164V147H163ZM176 148H177V147H176ZM229 148H230V147H229ZM234 148H236V147H233V149H234ZM33 149H34L33 151L35 152V148H33ZM36 149H37V148H36ZM86 149H87V148H86ZM114 149H115V148H114ZM129 149H130V148H129ZM134 149H135V148H134ZM141 149H142V148H141ZM155 149H157V147H156ZM249 149H250V148H249ZM17 150H18V149H17ZM56 150H57V149H56ZM73 150H74V149H73ZM81 150H82V149H81ZM94 150H95V149H94ZM115 150H116V149H115ZM124 150H125L124 152L127 151L126 149H124ZM153 150H154V149H153ZM157 150H158V149H157ZM204 150H206V149H204ZM259 150H260V149H259ZM262 150H263V149H262ZM13 151H14V150H13ZM33 151H32V152H33ZM45 151H46V150H45ZM69 151H70V149H69ZM71 151H72V150H71ZM77 151H78V150H77ZM96 151H97V148H96ZM100 151H101V150H100ZM112 151H113V150H112ZM112 151H111V152H112ZM121 151H122V150H121ZM121 151H119V152L121 153ZM130 151H131V150H130ZM142 151H143V150H142ZM146 151H148V150H146ZM179 151H180V150H179ZM202 151H203V150H202ZM232 151H233V150H232ZM245 151H246V150H245ZM251 151H252V150H251ZM62 152H63V151H62ZM72 152H73V151H72ZM101 152H102V151H101ZM119 152H118V154H119ZM122 152H123V151H122ZM124 152H123V154H124ZM131 152H132V151H131ZM181 152H182V151H181ZM190 152H192V151H190ZM198 152H199V151H198ZM243 152H244V151H243ZM243 152H242V153H243ZM246 152H247V151H246ZM246 152H244V153H246ZM252 152H253V151H252ZM14 153H15V151H14ZM42 153H43V152H42ZM96 153H97V152H96ZM102 153H103V152H102ZM126 153H127V152H126ZM126 153H125V154H126ZM132 153H133V152H132ZM162 153H163V152H162ZM187 153H188V152H187ZM222 153H223V152H222ZM16 154H17V153H16ZM33 154H34V153H33ZM33 154H32V155H33ZM37 154H38V153H37ZM57 154H58V153H57ZM57 154H56L55 156H57ZM61 154H62V153H61ZM71 154H72V153H71ZM116 154H117V153H116ZM125 154H124V155H125ZM159 154H161V152H159ZM170 154H171V153H170ZM218 154H219V153H218ZM239 154H240V153H239ZM32 155H30L29 157H32ZM35 155H36V154H35ZM68 155H69V154H68ZM121 155H122V154H121ZM121 155H119V156L121 157ZM124 155H123V156H124ZM154 155H155V154H154ZM200 155H201V154H200ZM256 155H257V153H256ZM256 155H255V156H256ZM6 156H7V155H6ZM8 156H9V155H8ZM14 156H15V154H14ZM100 156H101V155H100ZM109 156H111V155H109ZM117 156H118V155H117ZM140 156H141V155H140ZM165 156H166V155H165ZM195 156H196V155H195ZM224 156H225V155H224ZM234 156H235V155H234ZM246 156H247V155H246ZM248 156H249V155H248ZM39 157H40V156H39ZM39 157H38V158H39ZM73 157H74V156H73ZM73 157H72V158H73ZM86 157H87V156H86ZM103 157H104V156H103ZM130 157H131V156H130ZM157 157H158V156H157ZM162 157H163V156H162ZM179 157H180V156H179ZM183 157H184V155H183ZM230 157H231V156H230ZM243 157H244V156H243ZM2 158H3V157H2ZM104 158H105V157H104ZM113 158H114V156H113ZM117 158H118V157H117ZM131 158H132V157H131ZM170 158H171V157H170ZM233 158H234V157H233ZM4 159H5V158H4ZM33 159H34V158H33ZM87 159H88V157H87ZM146 159H147V158H146ZM160 159H161V158H160ZM180 159H181V158H180ZM201 159H202V157H201ZM229 159H230V158H229ZM239 159H240V158H239ZM241 159H242V158H241ZM252 159H253V157H252ZM27 160H28V158H27ZM27 160H26V161H27ZM96 160H97V159H96ZM101 160H102V157H101ZM147 160H148V159H147ZM162 160H163V159H162ZM173 160H175V159H173ZM226 160H227V159H226ZM246 160H247V159H246ZM246 160H245V161H246ZM34 161H35V160H34ZM34 161H33V162H34ZM97 161H98V160H97ZM110 161H111V160H110ZM129 161H130V160H129ZM204 161H205V160H204ZM218 161H219V160H218ZM232 161H233V160H232ZM261 161H262V160H261ZM261 161H260V162H261ZM30 162H31V161H30ZM33 162H31V163H33ZM93 162H94V161H93ZM99 162H100V161H99ZM99 162H98V163H99ZM105 162H106V161H105ZM105 162H104L103 164H106V163H107V162H106V163H105ZM126 162H127V161H126ZM197 162H198V161H197ZM233 162H234V161H233ZM3 163H4V162H3ZM90 163H91V162H89V164H90ZM94 163H95V162H94ZM98 163H97V164H98ZM173 163H174V162H173ZM227 163H228V162H227ZM247 163H248V162H247ZM254 163H255V162H254ZM254 163H252V164H254ZM5 164H6V163H4V165H5ZM16 164H17V162H16ZM33 164H34V163H33ZM142 164H143V163H142ZM142 164H141V165H142ZM93 166H94V165H93ZM101 166H104V165H101ZM123 166H124V165H123ZM146 166H147V165H145V167H146ZM225 166H226V165H225ZM228 166H229V165H228ZM247 166H248V165H247ZM91 167H92V166H91ZM119 167H120V166H119ZM127 167H128V166H127ZM226 167H227V166H226ZM245 167H246V166H245ZM36 168H37V167H36ZM124 168H125V167H124ZM157 168H159V167H157ZM243 168H244V167H243ZM5 169L7 170V167H6ZM33 169H34V168H33ZM43 169H44V168H43ZM68 169H69V168H68ZM202 169H203V168H202ZM260 169H261L260 165H257V164H256V165H253V166L250 167V170H251L252 172H254L255 174H257V175L259 174ZM13 170H14V169H13ZM106 170H107V169H106ZM241 170H242V169H241ZM244 170H245V169H244ZM75 171H76V170H75ZM80 171H81V170H80ZM21 172H22V171H21ZM33 172H34V170H33ZM36 172H37V171H36ZM49 172H50V171H49ZM65 172H66V171H65ZM241 172H242V171H241ZM241 172H240V173H241ZM14 173H16V172H14ZM76 173H77V172H76ZM83 173H84V172H83ZM35 174H36V173H35ZM42 174H43V173H42ZM164 174H165V173H164ZM200 174H201V173H200ZM109 175H110V174H109ZM109 175H108V176H109ZM239 175H240V174H239ZM239 175H238V176H239ZM29 177H30V176H29ZM72 177H73V176H72ZM234 177H235V176H234ZM234 177H233V178H234ZM236 177H237V176H236ZM230 178H231V177H230ZM243 178H244V177H243ZM245 178H246V177H245ZM24 179H25V178H24ZM28 179H29V178H28ZM72 179H73V178H72ZM148 179H149V178H148ZM238 179H239V178H238ZM250 180H251V179H250ZM31 181L33 182L34 180H31ZM31 181H30V182H31ZM138 181H139V180H138ZM145 181H146V180H145ZM166 181H167V180H166ZM234 181H235V180H234ZM234 181H233V182H234ZM38 182H39V181H38ZM40 182H41V181H40ZM44 182H45V181H44ZM237 182H238V181H237ZM21 183H22V182H21ZM46 183H47V182H46ZM194 183H195V182H194ZM224 183H225V182H224ZM41 184H42V183H41ZM155 184H156V183H155ZM235 184H236V183H235ZM28 185H29V184H28ZM37 185H38V184H37ZM143 185H144V184H143ZM165 185H166V184H165ZM35 186H36V185H35ZM35 186H34V187H35ZM52 186H53V185H52ZM149 186H151V185H149ZM185 186H186V185H185ZM171 187H172V186H171ZM189 187H190V186H189ZM39 188H40V187H39ZM53 188H54V187H53ZM155 188H156V186H155ZM157 188H158V187H157ZM207 189H208V188H207ZM138 190H139V189H138ZM234 190H235V189H234ZM29 191H31V190H29ZM143 191H144V190H143ZM147 191H148V190H147ZM19 192H20V191H19ZM26 192H27V191H25V193H26ZM173 192H174V191H173ZM245 192H247V191H245ZM14 193H15V192H14ZM157 193H158V192H157ZM32 194H33V193H32ZM32 194H31V195H32ZM44 194H45V193H44ZM46 194H47V193H46ZM147 194H148V193H147ZM3 195H4V194H3ZM18 195H19V194H18ZM31 195H30V196H31ZM95 195H96V194H95ZM145 195H146V194H145ZM145 195H143L142 197H144ZM15 196H16V195H15ZM32 196H33V195H32ZM75 196H76V195H75ZM136 196H138V195H136ZM36 197H38V196H36ZM173 197H174V195H173ZM217 197H218V196H217ZM243 197H244V196H243ZM28 198H32V197H28ZM74 198H75V197H74ZM104 198H105V197H104ZM218 198H219V197H218ZM141 199H142V198H141ZM141 199H140V200H141ZM226 199H227V198H226ZM261 199H262V198H261ZM156 200H157V199H156ZM219 200H220V199H219ZM16 201H17V200H16ZM26 201H27V200H26ZM142 201H143V200L138 201V202H142ZM147 201H148V203H149V199H148ZM147 201H146V203H147ZM167 201H168V200H167ZM233 201H234V200H233ZM260 201H262V200H260ZM263 201H264V200H263ZM107 202H108V201H107ZM107 202H105V203H107ZM125 202H126V201H125ZM154 202H155V201H154ZM156 202H157V201H156ZM176 202H177V200H176ZM176 202H175V203H176ZM212 202H213V201H212ZM216 202H217V201H216ZM223 202H224V201H222V202H220V203H223ZM252 202H253V201H252ZM252 202H251V203H252ZM255 202H256V204H257V201H256V200H255ZM1 203H2V202H1ZM1 203H0V204H1ZM72 203H73V202H72ZM142 203H143V202H142ZM146 203H145V207H148V206H146ZM158 203H159V202H158ZM29 204H30V203H29ZM32 204H33V203H32ZM103 204H104V203H103ZM128 204H129V203H128ZM138 204H139V203H138ZM138 204H137V205H138ZM153 204H154V203H153ZM172 204H173V203H172ZM218 204H219V202H218ZM107 205H108V203H107ZM155 205H156V204H155ZM216 205H217V203H216ZM259 205H260V204H259ZM37 206H38V205H37ZM42 206H43V205H42ZM121 206H122V205H121ZM143 206H144V205H143ZM161 206H162V205H161ZM214 206H215V205H214ZM214 206H213V208H214ZM226 206H227V205H226ZM254 206H255V205H254ZM262 206H263V205H262ZM262 206H260L261 209H262V208L264 209V207H262ZM83 207H84V205H83ZM83 207H82V208H83ZM100 207H101V205H100ZM106 207H107V206H106ZM216 207H217V206H216ZM21 208H22V207H21ZM123 208H124V207H123ZM230 208H231V207H230ZM230 208H229V209H230ZM11 209H12V208H11ZM104 209H105V207H104ZM104 209H102V210H104ZM117 209H118V208H117ZM155 209H156V208H155ZM182 209H183V208H182ZM206 209H207V208H206ZM226 209H227V208H226ZM248 209H249V208H248ZM250 209H251V208H250ZM252 209H253V208H252ZM18 210H19V209H18ZM29 210H30V209H29ZM74 210H76V209H74ZM74 210H73V211H74ZM81 210H82V209H80V211H81ZM125 210H126V209H125ZM173 210H174V209H173ZM190 210H191V209H190ZM234 210H235V209H233L232 211H234ZM246 210H247V209H246ZM26 211H27V210H26ZM80 211H79V212H80ZM98 211H99V210H98ZM106 211H107V210H106ZM171 211H172V210H171ZM177 211H180V210L177 209ZM225 211H226V210H225ZM251 211H253V210H250V212H251ZM257 211H258V210H256L255 213H258ZM261 211H262V210H261ZM15 212H16V211H15ZM66 212H67V211H66ZM74 212H75V211H74ZM136 212H137V211H136ZM146 212H147V211H146ZM157 212H158V211H157ZM208 212H209V211H208ZM208 212H207V213H208ZM210 212H211V210H210ZM222 212H223V211H222ZM247 212H249V211H247ZM247 212H246V214H247ZM259 212H260V211H259ZM67 213H68V212H67ZM71 213H72V212H71ZM85 213H86V212H85ZM87 213H88V212H87ZM193 213H194V212H193ZM223 213H224V212H223ZM262 213H263V212H262ZM36 214H37V213H36ZM64 214L66 215V213H64ZM76 214H77V213H76ZM91 214H92V213H91ZM104 214H105V213H104ZM171 214H172V213H171ZM79 215H81V214L79 213ZM168 215H169V214H168ZM218 215H219V214H218ZM248 215H249V214H248ZM252 215H254V214H252ZM252 215H251V216H252ZM18 216H19V215H18ZM63 216H64V215H63ZM75 216H76V215H75ZM83 216H84V215H83ZM86 216H87V215H86ZM89 216H90V215H89ZM185 216H186V215H185ZM187 216H188V215H187ZM213 216H214V215H213ZM241 216H242V215H241ZM258 216H260V215L258 214ZM56 217H57V219H58L59 216H56ZM60 217H61V216H60ZM70 217H72V215H71ZM229 217H230V216H229ZM253 217H254V216H253ZM255 217H257L256 214H255ZM260 217H261V216H260ZM7 218H8V217H7ZM13 218H14V217H13ZM72 218H73V217H72ZM79 218H80V217H79ZM81 218H82V217H81ZM87 218H88V216L86 217V219H87ZM162 218H163V216H162ZM213 218H214V217H213ZM221 218H222V216H221ZM230 218H231V217H230ZM237 218H238V217H237ZM250 218H251V217H250ZM250 218H249V219H250ZM262 218H263V219H261V220H264V217H263V216H262ZM48 219H49V218H48ZM54 219H56V218L54 217ZM66 219H67V217H66ZM176 219H177V218H176ZM179 219H180V218H179ZM218 219H219V218H218ZM227 219H228V218H227ZM249 219H248V220H249ZM252 219H253V218H252ZM252 219H251V221H252ZM79 220H80V219H79ZM79 220H78V221H79ZM82 220H83V219H82ZM82 220H80V221H82ZM84 220H85V219H84ZM95 220H96V219H95ZM203 220H204V219H203ZM209 220H210V219H209ZM209 220H208V223H209ZM219 220H220V219H219ZM222 220H224V219H222ZM225 220H226V219H225ZM238 220H239V218H238ZM248 220H247V222L250 221V220H249V221H248ZM259 220H260V219H259ZM261 220H260V222H261ZM38 221H39V220H38ZM92 221H93V220H92ZM166 221H167V220H166ZM210 221H211V220H210ZM226 221H227V220H226ZM255 221H257V220H254V222H255ZM6 222H7V221H6ZM54 222H55V221H54ZM75 222H76V221H75ZM173 222H174V221H173ZM220 222H221V221H219V223H220ZM223 222H224V221H223ZM245 222H246V221H245ZM247 222H246V223H247ZM51 223H52V222H51ZM133 223H134V222H133ZM165 223H166V222H165ZM165 223H164V224H165ZM199 223H200V222H199ZM241 223L243 224V221L240 222V224H241ZM1 224H2V222H1ZM3 224H4V221H3ZM3 224H2V225H3ZM79 224H80V223H79ZM104 224H106V222H105ZM156 224H157V223H156ZM181 224H182V223H181ZM185 224H187V223H185ZM185 224H184V225H185ZM201 224H202V223H201ZM206 224H207V223H206ZM248 224H249V223H248ZM260 224H262V223H260ZM21 225H22V224H21ZM108 225H109V224H108ZM110 225H111V224H110ZM195 225H196V223H195ZM214 225H215V224H214ZM251 225H254V223L251 224ZM258 225H259V224H258ZM78 226H80V225H78ZM81 226H83V224H82ZM185 226H186V225H185ZM190 226H192V225H190ZM200 226H202V225H200ZM211 226H213L212 223H211ZM222 226H223V224H222ZM225 226H226V224H225ZM231 226H232V224H231ZM231 226H230V222H229V226H226V227L230 228ZM238 226H241V225H238ZM238 226H237V227H238ZM248 226H250V225H248ZM254 226L258 229V227H259L260 225H259L258 227H257L256 225H254ZM117 227H118V225H117ZM186 227L189 228V226H186ZM186 227H185V228H186ZM208 227H209V226L206 225V226H203V227H201V228L204 229L205 231H207V230H208ZM245 227H247V225H246ZM137 228H138V227H137ZM199 228H200V227H199ZM216 228H217V227H216ZM45 229L47 230V228H45ZM84 229H86V228H84ZM98 229H99V228H98ZM161 229H162V228H161ZM189 229H190V228H189ZM211 229H213V228H211ZM230 229H231V228H230ZM233 229H234V228H232V230H233ZM245 229H246V228H245ZM261 229H262V227H261ZM81 230H82V229H81ZM99 230H100V229H99ZM156 230H157V229H156ZM177 230H179V229H175L174 232L171 234V236H170V234H169L170 237H169V236H166V237L163 236L164 238L161 237V238H162V239H161V242H164V243H162V244H166L165 241H166V240L168 241L169 238L172 239V240H176V239L178 238V236H179V232H178ZM180 230H181V228H180ZM217 230H218V229H217ZM220 230H221V229H220ZM250 230H251V229H250ZM259 230H260V227H259ZM44 231H45V230H44ZM108 231H111V229H109ZM162 231H163V230H162ZM164 231H165V230H164ZM166 231H167V230H166ZM166 231H165V232H166ZM169 231H170V230H169ZM169 231H167L166 233L168 234ZM243 231H244V229H243ZM247 231H248V230H247ZM261 231H263V230H261ZM10 232H12V231H10ZM84 232H85V231H84ZM96 232H98V231H96ZM106 232H107V231H106ZM114 232H115V231H114ZM114 232H113V234H114ZM159 232H161V231H159ZM159 232H158V233H159ZM170 232H171V231H170ZM214 232H215V230H214ZM214 232H213V234H214ZM216 232H217V231H216ZM263 232H264V231H263ZM263 232H262V233H263ZM26 233H27V232H26ZM47 233H48V231H47ZM69 233H70V232H69ZM75 233H76V234H77V233H80V231L75 232ZM186 233H187V232H186ZM243 233H244V232H243ZM29 234H30V233H29ZM76 234H74V235H76ZM82 234H83V233H82ZM103 234H106V233H103ZM108 234H110V233H108ZM167 234H166V235H167ZM189 234L192 235L193 232L191 231ZM198 234H201V232L198 231ZM32 235H33V234H32ZM63 235H64V234H63ZM77 235H78V234H77ZM77 235H76V236H77ZM93 235H94V233H93ZM211 235H212V233H211ZM211 235H209V234H208V236L205 235V236H207L208 238H204V239H202V237L199 236L198 238H195V239H194V240H196L195 243H196V244H197V243H201V244H202V247H201V248H203V247H204V248L209 247V246H211L212 241L216 238V237H215L214 239H212L214 236H212V238H211V237H210ZM258 235H259V231H258ZM1 236H3V235H1ZM64 236H65V235H64ZM67 236H68V234H67ZM76 236H75V237H76ZM81 236H82V235H81ZM81 236H80V237H81ZM95 236H96V235H95ZM99 236H100V235H99ZM99 236H97V238H100ZM102 236L106 237L105 235H102ZM151 236H152V235H151ZM151 236H150V237H151ZM154 236H155V233H154ZM263 236H264V235H263ZM47 237H48V236H47ZM70 237H71V236H70ZM70 237H69V238H70ZM72 237H73V236H72ZM78 237H79V236H78ZM90 237H92V235H91ZM107 237H108V236H107ZM184 237H185V236H184ZM188 237H189V236H188ZM225 237H226V235H225ZM225 237H224V238H225ZM261 237H262V236H261ZM151 238H152V237H151ZM185 238H186V237H185ZM185 238H184V239H185ZM37 239H38V238H37ZM54 239H55V238H54ZM86 239H87V238H86ZM103 239H104V238H103ZM170 239H169V240H170ZM186 239H188V238H186ZM186 239H185V240H186ZM200 239H202V240H200ZM46 240H47V239H46ZM46 240H45V241H46ZM80 240H81V239H80ZM84 240H85V239H84ZM84 240H83V242H84ZM93 240H94V242H95L96 238L93 239ZM104 240H106V239H104ZM104 240H103V241H104ZM185 240H184V242H186ZM211 240H212V241H211ZM219 240H220V239H219ZM222 240H223V239H222ZM228 240H230V238H229ZM228 240H226V241H228ZM33 241H34V240H33ZM38 241H40V240H38ZM70 241H72V240L70 239ZM111 241H112V240H111ZM155 241H156V240H155ZM180 241H181V240H180ZM216 241H217V240H216ZM34 242H35V241H34ZM34 242H33V243H34ZM46 242H47V241H46ZM64 242H65V241H64ZM97 242H98V240H97ZM140 242H141V241H140ZM161 242H160L159 244H161ZM170 242H171V241H170ZM172 242H173V241H172ZM172 242H171V243H172ZM174 242H175V241H174ZM174 242H173V243H174ZM181 242H182V241H181ZM184 242H183V243H184ZM6 243H7V242H6ZM79 243H80V242H79ZM92 243H93V242H92ZM102 243H103V242H102ZM102 243H101V245H102ZM153 243H154V242H153ZM179 243H180V242H179ZM183 243H181V244H183ZM35 244H37V243H35ZM48 244H49V243H48ZM149 244H150V243H149ZM157 244H158V243H157ZM157 244H156V245H157ZM167 244H169V241H168ZM192 244H193V243H192ZM196 244H195V246H197V245L200 246V244H197V245H196ZM38 245H39V244H38ZM74 245H75V244H74ZM77 245H78V244H77ZM84 245H85V244H84ZM89 245H90V244H89ZM120 245H121V244H120ZM120 245H119V246H120ZM170 245H171V244H170ZM170 245H168V246H170ZM189 245H190V244H189ZM223 245H224V244H223ZM229 245H230V244H229ZM231 245H233V244L231 243ZM13 246H14V245H13ZM13 246H12V247H13ZM18 246H19V245H18ZM30 246H31V245H30ZM45 246H46V245H45ZM62 246H63V245H62ZM97 246H100V244L97 245ZM112 246H113V244H112ZM114 246H115V245H114ZM117 246H118V245H117ZM157 246H158V245H157ZM166 246H167V245H166ZM172 246H173V245H172ZM176 246H177V245H176ZM179 246H180V245H179ZM182 246H184V245H182ZM234 246H236V245H234ZM60 247H61V246H60ZM60 247H59V248H60ZM67 247H68V246H67ZM72 247H73V246H72ZM74 247H75V246H74ZM82 247H83V246H82ZM86 247H89V246H86ZM95 247H96V246H95ZM158 247H159V246H158ZM163 247H165V246H163ZM180 247H181V246H180ZM186 247H187V246H185V248H186ZM228 247H229V246H228ZM231 247H232V246H231ZM34 248H35V247H34ZM36 248H37V247H36ZM53 248H54V247H53ZM78 248H79V247H78ZM84 248H85V247H84ZM111 248H112V247H111ZM133 248H135V246H134ZM160 248H161V246H160ZM224 248H225V247H224ZM233 248H234V247H233ZM87 249H89V248H87ZM87 249H86V250H87ZM113 249H114V248H113ZM154 249H156V248H154ZM163 249H164V248H163ZM188 249H189V248H187V250H188ZM194 249H195V247H194ZM226 249H227V248H226ZM228 249L230 250V249H232V248H228ZM228 249L226 250V253L228 252ZM10 250H11V249H10ZM13 250H14V249H13ZM38 250H39V249H38ZM89 250H90V249H89ZM127 250H128V249H127ZM134 250H135V249H134ZM134 250H133V251H134ZM146 250H147V249H146ZM191 250L193 251V249H191ZM191 250H190V251H191ZM198 250H200V249H198ZM205 250H206V249H205ZM224 250H225V249H224ZM244 250H245V249H244ZM16 251H17V250H16ZM27 251H28V250H27ZM46 251H49V250H46ZM54 251H55V250H54ZM78 251H79V250H78ZM80 251H81V250H80ZM84 251H85V250H84ZM84 251H83V254L86 253V252H84ZM87 251H88V250H87ZM106 251H107V249H106ZM116 251H117V250H116ZM136 251H137V250H136ZM160 251H163V250L161 249ZM188 251H189V250H188ZM196 251H197V250H196ZM2 252H3V251H2ZM12 252H13V251H12ZM12 252H10V253H12ZM24 252H25V251H24ZM40 252H41V250H40ZM89 252H92V251H89ZM89 252H87V254H88ZM107 252H109V251H107ZM110 252H111V251H110ZM147 252H148V251H147ZM165 252H166V251H165ZM167 252H168V250H167ZM224 252H225V251H224ZM230 252H231V251H229V253H230ZM234 252H235V251H234ZM245 252H246V251H245ZM71 253H72V252H71ZM95 253H96V252H95ZM116 253H117V252H116ZM135 253H136V252H135ZM135 253H134V255H135ZM151 253H152V252H151ZM155 253H156V252H155ZM161 253H162V252H160V254H161ZM169 253H170V252H169ZM187 253H188V252H187ZM193 253H194V252H193ZM229 253H228V254H229ZM243 253H244V251H243ZM248 253H249V252H248ZM41 254H42V253H41ZM49 254H50V253H49ZM54 254H55V253H54ZM80 254H81V253H80ZM83 254H82V255H83ZM91 254H92V253H91ZM91 254H90V255H91ZM110 254H111V253H110ZM130 254H131V250H130ZM158 254H159V253H158ZM249 254H250V253H249ZM12 255H15V253L12 254ZM20 255H21V254H20ZM50 255L52 256V254H50ZM65 255H67V254H65ZM78 255H79V254H78ZM90 255H89L88 257L91 259L92 257H90ZM92 255H93V254H92ZM92 255H91V256H92ZM119 255H120V254H119ZM132 255H133V254H132ZM136 255H137V254H136ZM149 255H150V254H149ZM153 255H154V253H153ZM161 255L163 256L164 254L162 253ZM161 255H160V256H161ZM166 255H167V257H168L169 254L167 253ZM196 255H197V254H196ZM222 255H223V256H224V255L226 256V254H222ZM222 255H221V256H222ZM245 255L247 256L248 254H245ZM86 256H87V255H86ZM108 256H110V255H108ZM114 256H115V255H114ZM127 256H129V255H127ZM144 256L148 257L147 254H145ZM144 256H143V258H144ZM176 256H177V255H176ZM197 256H198V255H197ZM223 256H222V257H223ZM260 256H261V255H260ZM54 257H55V256H54ZM72 257H74V256H72ZM79 257H80V256H79ZM110 257H111V256H110ZM112 257H113V256H112ZM120 257H121V256H120ZM129 257H130V259H131V256H129ZM132 257H134V256H132ZM149 257H150V260H149V258H148V260L151 261V257L153 258L154 256H149ZM157 257H158V256H157ZM167 257H166V258H167ZM174 257H175V256H174ZM178 257H179V255H178ZM178 257H177V258H178ZM194 257H195V256H194ZM241 257H242V256H241ZM248 257H250V256H247V258H248ZM67 258H68V257H67ZM81 258H82V257H81ZM81 258H80V261H81ZM84 258H85V257H84ZM86 258H87V257H86ZM96 258H99V256H98V257H95V259H96ZM106 258L108 259L109 257H106ZM106 258H105V259H106ZM139 258H140V257H139ZM143 258H142V259H143ZM155 258H156V257H155ZM158 258H159V257H158ZM162 258H163V257H161V259H162ZM172 258H173V256H172ZM250 258H251V257H250ZM250 258H249V260H250ZM252 258H253V256H252ZM252 258H251V259H252ZM63 259H64V258H63ZM93 259H94V258H93ZM95 259H94V261H95ZM105 259H103V260H105ZM113 259H114V258H113ZM117 259H119V257H118ZM117 259H115V260H117ZM130 259H129V260H130ZM164 259H165V258H164ZM170 259H171V258H170ZM237 259H239V258L237 257ZM244 259H245V258H244ZM66 260H67V259H66ZM66 260H65V261H66ZM83 260H84V259H83ZM87 260H88V258H87ZM99 260H100V259H99ZM101 260H102V258H101ZM103 260H102V261H103ZM126 260H127V259H126ZM126 260H125V262H127ZM132 260L134 261L135 259L133 258ZM146 260H147V259H146ZM158 260H159V259H158ZM174 260H176V258H175ZM208 260H209V259H208ZM240 260H242L241 263L243 264V259H240ZM240 260H238V261H240ZM246 260H247V259H246ZM260 260H261V259H260ZM263 260H264V259H263ZM61 261H62V260H61ZM89 261H90V260H89ZM112 261H113V260H112ZM130 261H131V260H130ZM159 261H160V260H159ZM164 261H165V260H164ZM167 261H169V259H167ZM177 261H178V260H177ZM177 261H176V263H177ZM238 261H237V263H239ZM252 261H253V260H252ZM128 262H129V261H128ZM143 262H145L144 259H143V261H142V260L137 261V262L134 261V264H143ZM156 262H157V261H156ZM165 262H166V261H165ZM196 262H197V261H196ZM207 262H209V261H207ZM244 262H246V261H244ZM249 262H250L251 264H255L254 261H253V262L249 261ZM258 262H259V261H258ZM81 263H82V262H81ZM91 263H92V262H91ZM96 263H98V260H97V259H96ZM110 263H111V261H110ZM110 263H109V264H110ZM147 263H148V262H147ZM174 263H175V262H174ZM205 263H206V262H205ZM205 263H204V264H205ZM246 263H247V262H246ZM256 263H257V262H256ZM64 264H65V263H64ZM98 264H99V263H98ZM107 264H108V263H107ZM113 264H114V263H113ZM153 264H154V263H153ZM190 264H191V263H190ZM207 264H208V263H207ZM221 264H223V263H221ZM235 264H236V263H235ZM244 264H245V263H244ZM248 264H249V263H248ZM258 264H260V263H258ZM262 264H263V263H262Z\"/></svg>","mask_w":264,"mask_h":264}]
</instances>
